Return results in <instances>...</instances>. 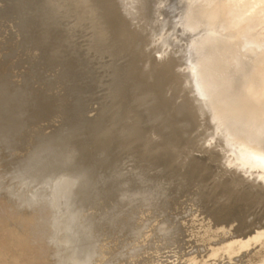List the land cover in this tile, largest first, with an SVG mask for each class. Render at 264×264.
<instances>
[{
    "label": "rangeland",
    "instance_id": "1",
    "mask_svg": "<svg viewBox=\"0 0 264 264\" xmlns=\"http://www.w3.org/2000/svg\"><path fill=\"white\" fill-rule=\"evenodd\" d=\"M1 1H3L2 3H1ZM22 3H21V2ZM30 1V2H29ZM39 1V2H38ZM43 1V2H42ZM44 1H45V3H44ZM52 1L53 0H0V13H2L1 14V20H0V42H2V43H4V45H2V43H1V45H0V62H1V64H0V66L1 65H3V66H5L4 68H3V66H1V68H0V74L2 75V77L0 78V80L1 81H4V83L6 82V75L8 76L7 78H9V75H10V78L11 79H7V81L10 83L9 85H8V83H6L5 85H3V87L4 88H6V90H7V92H6V90L4 89V88H2V84H4L3 82H1L2 84L0 85L1 87H0V89H1V95H0V97L1 98H3V99H6V101L5 100H3V99H1L2 100V102H0V119L2 120H0V129H2V128H4V127H7V126H11V125H13V126H15V125H22V128L24 129V131H25V133H24V135H19V134H16V133H10V134H8V137H10V139L8 138V137H6V141L9 143L12 139L14 140H12L9 144H10V146H11V148H13V149H15L16 148V150H14L13 151V153H15V156H13V157H11L10 158V161H12L13 163H17L18 164V162H20V159H17V158H23V157H26V156H28L29 154H33L34 152H35V148L36 147H41V149L43 150V152L41 151V164H43V162L47 159V158H49L48 159V161H53V162H55V161H59V160H61V159H63V162H65V163H63V165H65L66 166V164H71L73 167H74V171H76L75 169H82V167L84 166V168L85 169H87L88 171H89V173L90 174H93V176H95L96 178H97V182L94 184V186H93V188H91L90 189V191H89V194L90 193H92L91 194V197H89L88 199H85V200H83V203L84 202H86V203H84L85 205H86V210H87V212L86 213H88V214H90L91 215V213H90V211H93V212H95V210L97 209V210H99L100 211V215L99 216H97V217H94L95 219H97V221H98V224H99V222H100V224H99V226H98V228L97 229H95L92 233L93 234H91L89 237H88V242H98V243H101V244H104L105 242H110V243H105V244H107V247H109V248H112L113 246H116V252H115V250H114V255H112V256H110L111 258H110V260L108 259V260H106L105 261V264H107V263H109V262H112L113 260H116V258L117 259H121L122 257L124 258H122V260H126L127 258H128V255H127V253H125V252H129V251H131V253H128L129 254V257H130V255L132 254V252H137L138 250V247H140V249L139 250H141L140 251V254H138L137 255V257H138V262H137V264H224V261H225V263H227V264H232V263H237L238 262V264H264V103L262 104V103H259L260 101L261 102H264V95H263V93L264 92H262V95H261V91L260 90H263L264 91V72L261 74V77H260V80L258 81V83L256 84V86L254 85V86H252V88H256V89H253L252 90V88L250 89V90H252L251 92H250V90H249V95L251 96V97H253V98H250V104L247 106L248 108L247 109H249L248 110V112L245 110L244 112H245V114H244V112L241 114V115H239V117H238V115L237 116H234V119L236 118V120H238V121H236V120H234V119H232L233 118V114L231 113L232 111L230 110V108H229V106L228 105H230V101L229 100H232V99H234L238 94H236V92L237 93H239L240 92V90H241V88H242V86L245 84V82H246V80H247V77H248V73H249V71H250V69L249 68H251V66L249 65V64H247L248 63V60L246 59V58H240L239 59V57L238 56H243V55H247L248 53L246 52L247 51V48L246 49H244V50H241V52L240 51H238L237 52V49H242L241 47H242V45H244L245 44V41L243 40V41H240L241 43L239 44V47L238 48H236V50L231 54V55H228L226 52H225V54H216V49L213 47V45H214V43H215V39H214V35H213V32L214 31H216V28H218V21H216L218 18H221V17H223V15L222 14H224V12L225 11H223V13H222V11H221V9H222V6L226 3L227 4V1L228 0H215V1H211V0H206V1H208V2H206L205 0L202 2V0H192V2H193V4H192V2H189V1H191V0H187V3H190V4H186V2H185V0H148V2L146 3V0H143L142 2L144 3V5H143V3L141 2V0H125V4L123 5L122 4V6H123V8L125 7V9H123L122 11L123 12H125L124 14H126L127 13V15H128V18H129V20L131 21V19H132V21H131V24H132V26L131 27H133V28H131L130 26L128 27V25L127 24H129L130 25V22H129V20H128V18L125 16V15H123V14H121V12H119L120 11V9H117V8H119V6L117 5L118 3H120L119 5H120V7H121V9H122V6H121V3L123 2L124 3V0L121 2V0H120V2H118L117 0H115V1H117V4H116V8L115 7H111L110 8V6L112 5L113 6V1L112 0H95L96 2L98 1V3H96L95 4V7H94V4L93 3H95L94 2V0H86V2H85V0H72L74 3H75V5H76V7H74L75 5H73V7H70V6H72V4H74L71 0L69 1V0H61L62 1V3H64V2H67V3H64L65 4V6H63V4H62V6H61V3L59 4V2H58V4H57V1H60V0H56V1H53V2H55V3H53L54 4V6H52L53 4H52ZM76 1H77V3H76ZM108 3H107V2ZM112 1V2H111ZM157 1V2H156ZM166 1V2H165ZM174 1H176V2H174ZM196 1H197V3H196ZM210 1H211V3H212V5L213 6H211V4H210ZM7 2H9V3H7ZM13 2H14V4H13ZM24 2V3H23ZM29 2V3H28ZM47 2V3H46ZM71 2V3H70ZM79 2V3H78ZM83 2H85V4H82ZM92 2V3H91ZM104 2H105V4H104ZM111 2V3H110ZM138 2V3H137ZM141 4H140V3ZM163 2V3H162ZM174 2V3H173ZM183 2H184V4H183ZM194 2L196 3V4H194ZM207 4H206V3ZM215 2V3H214ZM231 2H234L233 0L231 1ZM230 2V3H231ZM5 3V4H4ZM7 3V4H6ZM26 3V4H25ZM34 3V4H33ZM42 3V4H41ZM49 3V4H48ZM89 3H91V5L89 4ZM102 3V4H101ZM166 4L165 6L163 5V4ZM214 3V4H213ZM28 4V5H27ZM57 4V5H56ZM69 4V5H68ZM78 4V5H77ZM109 4V5H108ZM127 4V5H126ZM131 4V5H130ZM139 4V5H138ZM168 4V5H167ZM176 4H177V6H176ZM208 6V7H206V5ZM210 4V5H209ZM231 4H233V3H231ZM8 7H6V6ZM29 5H31V7L29 6ZM49 5V6H48ZM83 5L85 6L84 8H83ZM88 5V6H87ZM96 5H98V7L96 6ZM103 5V6H102ZM138 5V6H137ZM146 5V6H145ZM151 7V8H149V6ZM152 5V6H151ZM182 5H186V6H183L182 7ZM188 5H189V7H188ZM202 7L201 9H199V7L200 6ZM203 5V6H202ZM214 5H215V8H214ZM2 6H4V7H6V8H2ZM11 6V7H10ZM12 6H14L13 8H12ZM69 6V7H68ZM79 6H82L81 8H78V10L75 12V10L77 9V7H79ZM142 6V8H140ZM161 6H164V7H161ZM168 6H169V8H168ZM195 6V7H194ZM18 9H17V8ZM51 7H52V10H51ZM53 7H56V8H53ZM57 7H59V8H57ZM60 7H63V8H60ZM67 7V8H66ZM88 7H90L88 10L86 9V8H88ZM91 7H93L92 9H91ZM105 7H107V8H105ZM148 7V8H147ZM181 7V8H180ZM191 7H192V10H191ZM194 7V8H193ZM203 7H204V9H203ZM217 7V8H216ZM15 8V9H14ZM23 8H24V10H23ZM40 8H42L41 10H40ZM47 10H46V9ZM72 8V9H71ZM96 8H98V9H96ZM99 8H101V9H99ZM103 8H105V9H103ZM113 8V9H112ZM114 8H115V11H116V13H114ZM132 8V9H131ZM137 8H138V10H137ZM172 8V9H171ZM177 8V9H176ZM206 8L208 9V11H209V14L207 13V11H206ZM212 8H213V11H212ZM2 9H4V10H2ZM9 9H11V10H9ZM29 9V10H28ZM55 9H57L58 10V12H57V10L55 11ZM60 9V10H59ZM67 9H68V12L69 13H67ZM82 9H83V11H82ZM91 9V12L89 11ZM108 9V10H107ZM112 9V10H111ZM147 11H146V10ZM148 9H150V10H148ZM153 11H152V10ZM154 9H155V11H154ZM163 9H165V10H163ZM166 9H169L168 10V12H167V10ZM183 9V10H182ZM214 9H216V10H220V11H218V13H216L217 11L216 10H214ZM26 10V11H25ZM27 10L29 11V12H27ZM44 10H45V12H44ZM49 10H51L50 11V13H49ZM63 10V12H62V14L63 15H61L60 13H61V11ZM71 10V11H70ZM72 10H74V13H75V15H74V13H73V11ZM80 10V11H79ZM92 10L94 11L93 12V14L91 15V13H92ZM96 10H97V12H96ZM99 10H101V11H99ZM109 10H111V11H113L112 13H114L115 15L113 16L112 15V13L111 12H109ZM119 10V11H118ZM129 10V11H128ZM141 10V11H140ZM195 10V11H194ZM205 10V11H204ZM2 11V12H1ZM4 11H6V12H8V14H6V12L4 13ZM19 11V12H18ZM47 11V12H46ZM64 11H66L65 13L66 14H68V15H70V17H73V18H71L70 19V17H68V15H65V13H64ZM106 11V12H105ZM148 11H152L151 13H149ZM165 11V12H164ZM172 11H173V13H172ZM189 11H191V12H189ZM200 11H201V13L202 12H204V13H206V14H204V13H200ZM215 11V13L214 14H217L216 16H214V15H211L210 13H212V12H214ZM53 12H55V13H53ZM70 12H72L73 13V15H72V13H70ZM77 12H78V15H76L77 14ZM79 12H80V15H79ZM90 12V13H89ZM99 12V13H98ZM118 12V13H117ZM132 12V13H131ZM139 12V13H138ZM4 13V14H3ZM9 13H11V14H9ZM96 13V14H95ZM105 13V14H104ZM110 13H111V15H110ZM129 13H130V15L132 16V18H131V16L129 15ZM146 13V14H145ZM153 13H155V15L153 14ZM182 13V14H181ZM190 13V14H189ZM195 13V14H194ZM220 13V14H219ZM5 14H6V16H5ZM16 15L17 16V14H18V16L17 17H19V18H17L16 16H14V15ZM39 14V15H38ZM58 14V15H57ZM59 14L61 15V16H59ZM88 14H90V16L88 15ZM110 15V16H105L104 17V15ZM158 14V15H157ZM213 14V13H212ZM220 16H219V15ZM5 16V18H3L4 16ZM10 15V17L9 18H7L8 16ZM34 15V16H33ZM37 15V16H36ZM55 16L54 18H53V16ZM98 15V16H97ZM99 15L101 16L100 18H99ZM103 15V16H102ZM125 17V19L126 20H124V18H123V16ZM145 15H146V18H145ZM151 15H153V16H151ZM157 15V16H156ZM172 15V16H171ZM178 15V16H177ZM222 15V16H221ZM3 16V17H2ZM63 16H65V18L63 17ZM81 18H79V17ZM140 16V17H139ZM143 16H144V18H143ZM150 16V17H149ZM164 16V17H163ZM165 16H166V18H165ZM167 16H169V18L167 17ZM211 16V17H210ZM212 16H214V17H212ZM12 17V18H11ZM46 17H48V18H46ZM60 17V18H59ZM86 17H87V19H86ZM91 17H92V19H91ZM95 17H98V18H96V19H94ZM110 17V18H109ZM190 17H191V19H190ZM202 17V18H201ZM210 17V18H209ZM216 17H218L217 19H216ZM259 17H261L260 16V14H259ZM55 19V20H53V19ZM59 18V20L61 21V19L63 20V22L65 21V22H68L69 20H67V19H70L71 21H69L68 23H66L65 25H62V23L60 24L59 23V21L57 20ZM80 19V22H76V21H79V20H77V19ZM82 18H83V20L85 19L86 21H88V20H94L93 22H90V21H88V23H90V24H88L87 22H86V24L88 25V27L89 28H87L86 27V24L85 23H83V20H82ZM90 18V19H89ZM105 18V19H104ZM107 18V19H106ZM149 18H151V19H149ZM157 19V20H155V19ZM165 18V19H164ZM170 18H171V20H170ZM257 18H258V15H257ZM3 19H6V20H3ZM8 19H12L11 21L10 20H8ZM16 20V21H14V22H12L13 20ZM21 19V20H20ZM22 19H23V21H22ZM28 19V20H27ZM38 19H39V21H38ZM45 19V20H44ZM99 19V20H98ZM155 20V23L153 24L152 23V21H154ZM169 19V20H168ZM182 19H185V21L184 20H182ZM204 19H205V21H204ZM67 20V21H66ZM84 20V21H85ZM110 20V21H109ZM151 20V23L152 24H150L149 25V23L150 22H147V21H150ZM161 20L163 21V23L161 22ZM171 21L170 23L172 24V26H171V24L169 23V22H166V21ZM173 20V21H172ZM178 21V22H176V21ZM181 20V21H180ZM202 20V21H201ZM207 20V21H206ZM18 21H20L19 23H18ZM32 21V22H31ZM36 21V22H35ZM50 21H51V23H50ZM54 21V22H53ZM82 21V22H81ZM98 21H99V23H98ZM128 23H127V22ZM164 21L166 22V24L164 23ZM191 21V22H190ZM201 21V22H200ZM1 22H3V23H1ZM4 22H5V24H4ZM40 22V23H39ZM49 22V23H48ZM58 22V23H57ZM64 22V23H65ZM74 22L76 23V24H74ZM123 22V23H122ZM148 23V26H147V24H145V23ZM180 22V23H179ZM13 23V24H12ZM16 23H18V24H16ZM24 23V24H23ZM47 23V24H46ZM55 23H57V26H56V24ZM63 23V24H64ZM81 23V24H80ZM83 23V24H82ZM96 23V24H95ZM97 23L99 24V25H97ZM119 23H121L120 25H124L123 27H125L126 25V27L125 28H129L128 30V32L127 31H125V34L127 33L128 35H122V34H120V32H116L117 30L119 31V30H121L122 29V27H121V29H119V27L118 26H120V25H118ZM159 23V24H158ZM161 23V24H160ZM170 25H169V24ZM186 23V24H185ZM188 23V24H187ZM191 23V24H190ZM15 24V25H14ZM31 24V25H30ZM34 24H36V25H34ZM71 24H73V26L74 25H77V27L75 26V28L74 27H72V26H70ZM79 24H80V27H78L79 26ZM108 24V25H107ZM163 24V25H162ZM173 24H175V25H173ZM44 25H46V26H44ZM56 27H55V26ZM62 25V27H63V30H67L68 32H64V31H62L61 29L62 28H60V27H58V26H61ZM82 25H83V27H82ZM95 25H97V26H95ZM100 25H101V27H103V30L101 31V27H100ZM109 25H111V26H109ZM113 25V26H112ZM152 25H154L153 27H155V28H153L152 27ZM161 25V26H160ZM165 25H168L167 27L165 26ZM180 25V26H179ZM212 25V26H211ZM2 26H3V30H2ZM6 26H10L9 28L8 27H6ZM40 26V27H39ZM44 26V27H43ZM51 26V27H50ZM52 26H54V28L53 29H58V30H60V31H57V29H56V31L55 30H53V29H51L52 28ZM66 26V28H64ZM91 26V27H90ZM95 26V27H94ZM156 26H157V28H156ZM169 26H171V27H173V30L175 31V30H178V31H180V34H178L179 32H174V31H172V28L170 29V27ZM175 26V27H174ZM214 26V27H213ZM6 27V28H5ZM31 27H32V29H31ZM47 27V28H46ZM50 27V28H49ZM82 27V28H81ZM95 28L94 30L92 29V28ZM100 27V28H99ZM111 27V28H110ZM115 27H117V28H115ZM183 29H182V28ZM190 27V28H189ZM193 27V28H192ZM213 28V29H210V28ZM216 27V28H215ZM8 28V29H7ZM14 28V29H13ZM19 28V29H18ZM28 28V29H27ZM34 28V29H33ZM37 28V29H36ZM68 28V29H67ZM73 28V29H72ZM83 28H87L86 30L85 29H83ZM91 28V29H90ZM97 28V29H96ZM99 28V29H98ZM130 28H131V30L133 31L134 30V32H132L131 30H130ZM151 28V30H149ZM153 28V29H152ZM162 28V29H161ZM164 28H166V30L168 31V30H170V31H166V35H169V37H167L166 35H165V29ZM169 28V29H168ZM175 28V29H174ZM177 28H179V29H177ZM182 29V32H181V29ZM189 28V29H188ZM210 30H209V29ZM215 28V29H214ZM4 29H5V31H4ZM16 29V30H15ZM18 29V30H17ZM21 29H23V30H21ZM37 31H36V30ZM42 29V30H41ZM48 29V30H47ZM74 29H76V30H74ZM80 29L82 30L83 29V31H80ZM113 29H117V30H115V31H113ZM126 29V30H127ZM164 29V30H163ZM187 29V30H186ZM32 30V31H31ZM33 30H35L34 31V33H31V32H33ZM47 30V31H46ZM51 30H52V33H51ZM75 31V33H72V32H74ZM77 30H78V33H77ZM100 30V31H99ZM153 30H155V31H153ZM189 30H190V32H189ZM208 30V31H207ZM259 30V29H258ZM2 31H4V35H3V33H2V35H3V37H2V35H1V32ZM9 31V32H8ZM14 33L15 31V34L17 35V36H15V34H14V36H12L13 35V33ZM19 31V33H17ZM21 31V32H20ZM62 31V32H61ZM70 31V32H69ZM100 33H98V32ZM158 31H161V32H158ZM164 31V33H162ZM29 33V34H26V33ZM96 32V33H95ZM109 32V33H108ZM113 32V33H112ZM131 32V33H130ZM146 32H148V33H146ZM152 32V33H151ZM154 32H158L157 33V35H158V38H161V39H159V41L161 40L162 41V43H161V41L159 42V41H154L153 39H158V38H154L153 37V39L151 38V35L152 36H155L156 35V33H154ZM170 32H171V34H170ZM172 32H173V34H172ZM201 32V33H200ZM261 32H263V31H258V33L256 34L257 36H259V33H261ZM11 33V34H10ZM23 33L26 35H23ZM57 33V34H56ZM58 33H60V35L58 34ZM62 33H63V35H62ZM64 33H65V35H64ZM67 33V34H66ZM69 33H70V36H69ZM72 33V34H71ZM93 33H95L96 35H94ZM103 33V34H102ZM112 33V34H111ZM119 33V34H118ZM129 33H130V35H129ZM145 33V34H144ZM163 35L162 37H161V35ZM167 33H169V34H167ZM175 33H177V36H176V34ZM204 33V34H203ZM11 35V39H10V35ZM44 34V35H43ZM47 34H48V36H47ZM54 34H56V35H54ZM73 34H75V35H73ZM90 34L91 35H94V36H91L90 37ZM148 34V35H147ZM155 34V35H154ZM201 34V35H200ZM31 35H33V36H31ZM53 35V36H52ZM58 35L59 36H61L60 37V39H59V37H58ZM98 35V36H97ZM101 35L103 36L102 37V39L103 40H101V41H104L103 43H101V42H99L97 45H101L102 46V48L100 49V51H98V48L96 49V42L97 41H95V44H93L92 43V40L94 39L95 40V38H97V37H101ZM173 35V36H172ZM181 35V36H180ZM208 35H210V36H208ZM254 36V38H257V36ZM22 36H23V39H22ZM55 36V37H54ZM66 36V37H65ZM129 36L130 37H132L133 36V41H132V39H130L129 38ZM141 36V38H139V37ZM149 36V37H148ZM166 36V37H165ZM172 36V37H171ZM178 36H179V38H178ZM196 36V37H195ZM201 36V37H200ZM8 37V39H6ZM13 37V38H12ZM17 37V38H16ZM21 37V38H20ZM27 37V38H26ZM35 37V38H34ZM50 37V38H49ZM62 37H64V39L62 38ZM69 37H70V39H69ZM75 37H76V39H75ZM89 37V38H88ZM94 37V38H93ZM136 37V38H135ZM138 37V38H137ZM155 37H157V36H155ZM175 37V38H174ZM177 37V38H176ZM182 37V38H181ZM194 37V38H193ZM40 38V39H39ZM67 38V39H66ZM72 38H74V43H73V39ZM93 38V39H92ZM144 38V39H143ZM146 38V39H145ZM181 38V39H180ZM184 38V39H183ZM199 38V39H198ZM10 39V40H9ZM15 39H16V41H15ZM55 39V40H54ZM68 39H69V41L70 40H72L71 41V43H69V44H67L69 41H68ZM84 39H86L85 41H84ZM115 39V40H114ZM131 41H130V40ZM136 39V40H135ZM164 39V40H163ZM166 39V40H165ZM169 39H172V40H169ZM177 41V43H176V41ZM186 39H188V40H186ZM194 41H193V40ZM203 39V40H202ZM11 40H12V42H11ZM22 41V43H21V41ZM46 40V41H45ZM66 40V41H65ZM97 40V39H96ZM114 40V41H113ZM141 40V41H140ZM147 40V41H146ZM175 42H174V41ZM181 40H183V41H181ZM6 41H8V42H10V43H8V42H6ZM19 41H20V43L22 44H20L19 45ZM59 41V42H58ZM60 41H61V43H60ZM78 42V44H79V42H80V45H78L77 44V42ZM82 41L85 43H82ZM134 41H136V42H134ZM171 41V42H170ZM180 41L181 42H183V44L181 43L180 44ZM187 41V42H186ZM196 41H199V44H196L195 42ZM29 42V43H28ZM31 42V43H30ZM65 42V43H64ZM87 42H90L89 44H90V46H91V44H92V46L90 47L88 44H87ZM132 42H134L133 44L135 45V46H132L133 44H132ZM145 44V42L147 43H150L151 42V44H148V45H146V47H145V45L143 44V43ZM202 42H203V45H202ZM214 42V43H213ZM239 42V41H238ZM243 42V43H242ZM264 42V41H263ZM6 43H8V44H6ZM28 43V44H27ZM59 43V44H58ZM76 43V45L77 46H80L79 47V49L80 50H78V48L76 47V46H74V44ZM105 43V44H104ZM114 43V44H113ZM135 43H137V45L135 44ZM161 43V45H163V43H164V46H161V45H159ZM201 43V44H200ZM27 44V45H26ZM40 44V45H39ZM63 44V45H62ZM66 44H67V46H66ZM82 44H84V45H82ZM155 44V45H154ZM177 44L179 45H181V47H180V45L179 46H177ZM189 44V45H188ZM242 44V45H241ZM23 45H25V46H23ZM29 45V46H28ZM59 45V46H58ZM69 45V46H68ZM86 45V46H85ZM100 45H99V47H100ZM104 45V46H103ZM124 45V46H123ZM154 45V46H153ZM158 45V46H157ZM168 46V47H166V46ZM184 45V46H183ZM187 45V46H186ZM3 46V47H2ZM6 46H8V47H6ZM13 47V49H14V52H12L13 51V49L12 50H10V48L11 47ZM37 46V47H36ZM56 46V47H55ZM64 46H66V47H64ZM73 46H74V48H73ZM84 46V47H83ZM149 46V48H147ZM176 46V47H175ZM185 47L186 49H184L183 47ZM192 46H193V48H192ZM4 47H5V49H4ZM10 47V48H9ZM21 47H23L22 49H21ZM27 47V48H26ZM43 47V48H42ZM63 47V48H62ZM70 47V48H69ZM72 47V48H71ZM138 47V48H137ZM163 47H166L165 48V50L167 51V53H165L166 51L165 50H162V48ZM169 47H171V48H169ZM173 47H174V49H173ZM189 47V48H188ZM7 48H9V49H7ZM64 48L65 49H67V50H64ZM84 48H86V49H84ZM88 48V49H87ZM92 48H94V49H92ZM152 48H154V51H156V53H154V51H153V49ZM171 50V51H168L169 49ZM179 48L181 49H183V51L181 52V50H179ZM196 48V50H194ZM207 48V49H206ZM28 49H30V50H28ZM71 50V52H70V50ZM164 49V48H163ZM194 51H193V50ZM209 49V50H208ZM212 49V50H211ZM214 49V50H213ZM4 50H7V51H4ZM11 52H10V51ZM26 50H28V51H26ZM32 50V51H31ZM36 50V52H33V51H35ZM59 50H60V52H59ZM69 50V52L67 53V51ZM75 50H77V51H75ZM83 50H85V51H83ZM145 50H146V52H145ZM147 50L148 51H150V52H147ZM161 50H162V52H161ZM187 50V51H186ZM189 50V51H188ZM201 52H200V51ZM4 51V52H3ZM55 51V52H54ZM58 51V52H57ZM63 51V52H62ZM73 51V52H72ZM97 51V52H96ZM158 51V52H157ZM164 51V52H163ZM175 51V52H174ZM185 51V52H184ZM191 51V52H190ZM196 51V52H195ZM212 51V52H211ZM9 52V53H8ZM16 52V53H15ZM62 52V53H61ZM83 52V54H81ZM132 52H133V54H132ZM138 53V54H136V53ZM140 52V53H139ZM143 52H145V53H143ZM187 52H189V53H187ZM195 52V53H194ZM229 52V51H228ZM239 54H237V53ZM264 52V50L263 51H261V53H263ZM4 53V54H3ZM5 53H7L6 54V56L4 57V55H5ZM33 53V54H32ZM40 53V54H39ZM60 53V54H59ZM72 53H74V55L72 56V54L70 55V54ZM160 53V54H159ZM164 53H165V55H164ZM172 55V58L174 57V59H172L171 58V56H170V54ZM173 53V54H172ZM184 55H183V54ZM201 53H202V55H201ZM246 53V54H245ZM15 54V55H14ZM17 54V55H16ZM20 54V55H19ZM63 54V55H62ZM66 54H68L67 56L69 57V58H67V57H65L66 56ZM81 55L80 57H79V55ZM133 55V57L131 58V56ZM154 54V55H153ZM163 54V55H162ZM167 54V55H166ZM179 54V56L181 55V57L182 58H184V60H182V58H179V56H177ZM186 54V55H185ZM214 54H216L215 55V57H214ZM10 55V56H9ZM19 55V56H18ZM38 55V56H37ZM54 55V56H53ZM76 55V56H75ZM78 55V56H77ZM160 55H162V56H160ZM169 55V56H168ZM174 55V56H173ZM187 55L190 57H187ZM205 55V56H204ZM210 55H211V57H210ZM217 55H218V57H217ZM219 55H222V56H219ZM224 55H225V57H224ZM233 55V56H232ZM66 58H64V57ZM137 56V57H136ZM146 56H148V58L146 57ZM150 56H152V57H150ZM184 56V57H183ZM229 56V57H228ZM238 58H237V57ZM8 57H11V59H9ZM16 57V58H15ZM19 57V58H18ZM59 57H62L61 59L59 58ZM136 57V58H135ZM209 57V58H208ZM6 58V59H5ZM13 58V59H12ZM155 58H157V59H155ZM168 58V59H167ZM171 58V59H170ZM192 58H194L195 60H192ZM213 58H215V59H213ZM219 60H218V59ZM3 59H4V61H5V63H4V61H3ZM50 59V60H49ZM69 61H68V60ZM90 59H91V61H90ZM133 59V60H132ZM168 60V62H167V60ZM170 59V60H169ZM177 59V61H175ZM181 59V60H180ZM201 59V60H200ZM222 59V60H221ZM230 59V60H229ZM239 59V60H238ZM6 60H8V61H10L9 63L8 62H6ZM14 60V61H13ZM57 60V61H56ZM65 60H67L66 61V63H61L62 61L63 62H65ZM87 60H88V62H89V64H87L88 62H87ZM156 60V61H155ZM164 60V61H163ZM179 60V61H178ZM185 60H187V64H189V67L187 66V64H186V61ZM197 60H198V62H197ZM247 62H245V61ZM18 61V62H17ZM60 61V62H59ZM130 61V62H129ZM131 61L133 62V63H131ZM135 61V62H134ZM155 61V62H154ZM171 63H170V62ZM173 61H174V63H173ZM183 61H185V63L183 62ZM191 61V62H190ZM56 62H59L60 63V67L58 66V64L59 63H56ZM68 62H69V65H68V68L71 70L72 69V67H75L76 68V72H75V68H73L74 70H72V71H74V73L71 71L70 72V70H69V75H71V76H69L68 74H66V73H68L67 71H65L66 69L65 68H67L66 67V64H68ZM176 62V63H175ZM179 62V63H178ZM181 62H182V64H181ZM194 62H195V64H194ZM209 62V63H208ZM222 62V63H221ZM233 62H234V64H233ZM2 63H4V64H2ZM8 63V64H7ZM15 63H19V65L18 64H15ZM57 64V66L59 67V68H61V65H63L62 66V68H61V70H64L65 71V74L63 73V71L61 72V71H59L60 69L59 68H56V64ZM85 64V66L83 65V64ZM129 63H131V64H129ZM143 63V64H142ZM164 63H168V64H172L173 63V65H172V67L174 68L176 65L178 66L177 68H174L173 69V71L170 69L171 67L170 66H168V70H167V73H164V71H163V68H162V66H163V64ZM194 65H193V64ZM236 63V64H235ZM241 63H244V64H241ZM247 65H246V64ZM50 64V65H49ZM73 64V65H72ZM75 64H77V66L79 65V64H81V65H79L78 67L80 68L78 71H77V66L75 65ZM128 64H129V66L130 65H132V67L130 68V67H128ZM137 64V65H136ZM175 64V65H174ZM179 64V65H178ZM184 64H186L185 66H184ZM201 64V65H200ZM203 64V65H202ZM205 64V65H204ZM218 64H220L219 66H221V67H219L218 66ZM240 64V65H239ZM7 65V66H6ZM16 65V66H15ZM71 65V66H70ZM94 67H93V66ZM97 65V66H96ZM134 65H136L137 66V68L136 69H138V70H136L135 69V67H133ZM190 65H192L191 67H190ZM211 65V66H210ZM232 65V66H231ZM234 65V66H233ZM244 65H246V66H243ZM249 65V66H248ZM11 66V67H10ZM13 66V67H12ZM53 66V67H52ZM89 66H91V67H89ZM184 66V67H183ZM198 66H204V67H206V72L208 73V75H210V80H215V79H217V80H221L220 82H219V84L218 85H216V82L213 84V86L211 87V94H212V97H211V99H213V100H210V102H208L209 104H207V105H209V106H207L206 108H207V110H208V108L209 109H211V108H213V106L216 104V102L214 103V101L218 98V100H219V98H220V100L218 101L217 100V102L219 103V104H221V106L217 103L214 107L215 108H213L211 111H210V113H212V112H214V111H216V113H217V115H216V113H215V115L217 116V118L215 117V115L212 117V115L214 114V113H212L211 114V117H209V118H207L205 115L203 116V114H200V111H199V109H197V101L196 100H198L199 99V96H200V92L198 91V90H196L195 91V89H192L195 93H191V91H186V92H182V93H176V97L178 98V97H180V98H176L173 94H171V93H169V96L168 97H166L165 99H166V101L168 102V100H170L169 98H171L172 100V103H170L171 101H169L168 103L163 99V101H161V108H159V107H152V108H155V109H149L150 108V106H147V100H145V99H148V96H147V92L146 91H148L149 92V86L150 85H154V84H157V82L159 81V83L155 86V87H158L159 86V88H157L158 89V91H160L161 90V87L163 88L161 91H160V94H161V92L163 91H165V90H167V89H169V88H172V86H171V82L173 81L172 80V75H173V73L176 71V69H177V73L178 72H181V74L183 75H185V74H187L188 72H190L192 69H193V67H194V69L196 68V67H198ZM213 66V67H212ZM217 66V67H216ZM238 66H239V68H238ZM18 67V68H17ZM51 67V68H50ZM63 67H64V69H63ZM82 67H84V68H82ZM120 69H119V68ZM140 67H141V69H140ZM222 67H223V69H222ZM242 67H243V70H242ZM9 68V69H8ZM21 70H20V69ZM48 68V69H47ZM55 68L56 69H58V70H55ZM81 68H82V70H81ZM86 68V69H85ZM93 68V69H92ZM116 68H117V70H116ZM128 68H129V71L133 68V71L131 70L130 71V74H129V71H128ZM181 68V69H180ZM185 68H186V70H185ZM226 68V69H225ZM9 71H8V70ZM83 69H85V70H87L86 72H89L90 73V71H92L90 74L89 73H87L86 74V72H83V71H85V70H83ZM88 69H90L89 71H88ZM225 69V70H224ZM230 69V70H229ZM236 69V70H235ZM237 69H239V72H238V70ZM11 70V71H10ZM122 70V71H121ZM136 70V71H135ZM175 70V71H174ZM179 70V71H178ZM182 70V71H181ZM187 70H189L188 72H187ZM196 70H198V68L196 69ZM215 70V71H214ZM220 70V71H219ZM234 70L236 71L235 73H234ZM50 71V73L49 74H46V73H48ZM56 71V72H55ZM61 72V74L60 73H58V72ZM82 72V74L81 73H79V72ZM119 72L118 74H116V73H114V72ZM128 71V72H127ZM138 71H141L142 73H141V77H139L138 76V74H139V72ZM153 71V72H152ZM162 73H161V72ZM184 71V72H183ZM216 71H219V72H216ZM221 71H223V73H221ZM227 71V72H226ZM12 72V73H11ZM25 72H26V76L24 75H22V74H25ZM29 72V73H28ZM113 72V75L111 74ZM138 74H137V73ZM226 72V73H225ZM233 72V73H232ZM10 73V74H9ZM55 73V74H54ZM58 73V74H57ZM64 75H63V74ZM70 73H72V74H70ZM83 73H85L84 74V76H85V78H84V76H83ZM101 73V74H100ZM133 73V74H132ZM136 73V74H135ZM150 73V74H149ZM160 73V74H159ZM221 73V74H220ZM231 73V74H230ZM238 73H239V75H238ZM9 74V75H8ZM18 74V75H17ZM53 74V75H52ZM60 74V75H59ZM77 74V76L78 77H75L74 78V75H76ZM79 74H81V75H79ZM88 74H89V76H93V77H96V81L95 82H97L98 83V80L99 81H101L99 84H100V86H96V84H95V82H92V81H94L95 79H93V77H92V79H91V77L89 78V80H88V78L86 77V76H88ZM128 74H129V76H128ZM137 75L138 76V78H139V80H141V82L135 77V75ZM165 74H167V75H169V80H167V75H165ZM226 74V75H225ZM230 74V75H229ZM0 75V76H1ZM21 75V76H20ZM48 75H51V76H48ZM55 75H57V76H55ZM61 75L62 76H65V75H68V76H65V77H63L62 79H64V80H59V78L61 79ZM116 77H115V76ZM119 75V76H118ZM132 75H134V77L132 76ZM162 75V76H161ZM165 75V76H164ZM174 75H176V74H174ZM238 75V76H237ZM18 76H19V78H18ZM45 76H47L46 78H45ZM59 77L58 79L57 78H55V77ZM132 76V77H131ZM154 76V77H153ZM160 76V77H159ZM164 76V77H163ZM215 76V77H214ZM217 76V77H216ZM221 76H223V77H221ZM245 76V77H244ZM16 79H15V78ZM54 77V78H53ZM66 77H72L71 78V80H69L70 78H66ZM85 79H83V78ZM114 77V78H113ZM120 77V79H118ZM127 77V78H126ZM128 77H131V78H128ZM176 77V76H175ZM235 77H237V78H235ZM242 77V78H241ZM245 79H244V78ZM13 78V79H12ZM29 78V79H28ZM77 78H82L81 80L80 79H78L77 80ZM87 78V79H86ZM117 78V79H116ZM132 78H135L134 80L132 79ZM141 78V79H140ZM163 78H166V80L165 79H163ZM209 78V77H208ZM4 79V80H3ZM56 81H55V80ZM73 79V80H72ZM114 79V80H113ZM131 79V80H130ZM138 80V82H136L137 80ZM146 79V80H145ZM153 79V80H152ZM35 80V81H34ZM59 80V82H57ZM75 80L77 81V82H75ZM136 80V81H135ZM145 80V81H144ZM154 80H156L155 82H153ZM165 80V81H164ZM172 80V81H171ZM241 82H240V81ZM12 81V82H11ZM22 81V82H21ZM30 81V82H29ZM33 81H34V83H33ZM41 82V85L39 86V84H40V82ZM61 81H63V83L61 82ZM65 81H66V83H65ZM71 81V82H70ZM83 81V82H82ZM84 81H88L89 83L87 84L86 82H84ZM133 81L135 82V83H133ZM143 81V82H142ZM176 81V80H175ZM230 81H232V82H230ZM239 83H241V84H239ZM29 82V83H28ZM57 82V83H56ZM61 82V83H60ZM90 82H92L93 84L91 85L90 84ZM104 82V83H103ZM146 82H147V86H146ZM11 83H14L16 86H18L16 89H15V85H14V88H13V85L11 84ZM18 83V84H17ZM24 84V87H23V84ZM39 83V84H38ZM80 83V84H79ZM85 85H84V84ZM109 84V85H106V84ZM138 83H141V86L140 85H137ZM223 83V84H222ZM236 83V84H235ZM46 84V85H45ZM62 84V85H61ZM74 84V85H73ZM87 84V85H86ZM89 84H90V87H88L87 88V86H89ZM95 84V85H94ZM99 84H97V85H99ZM102 84H105V85H102ZM131 84V85H130ZM135 84H136V86H135ZM164 85V87H163V85ZM168 84H169V86H168ZM221 84V85H220ZM238 84V85H237ZM7 85V87H5ZM12 86V88H11V86ZM22 85V86H21ZM35 85V86H34ZM53 85H54V87L55 88H53ZM61 85V86H60ZM72 85V86H71ZM76 85V86H75ZM111 85V86H110ZM113 85V86H112ZM214 85H216V86H214ZM233 85V86H232ZM260 85V86H259ZM9 86V87H8ZM20 86V87H19ZM30 86H31V88H30ZM38 86L40 87V88H38ZM42 86V87H41ZM44 86V87H43ZM46 86V87H45ZM62 86H63V89H64V92H63V89H62ZM67 86V87H66ZM79 86H81V87H79ZM105 86V87H104ZM111 87V88H109L110 90H108V89H106V88H108V87ZM238 87V86H240V87H238L236 90H235V88H233V91H231L230 92V90L232 89V87ZM21 87H23L22 89H24V90H22L21 89ZM35 89H33V88ZM66 87V88H65ZM85 87V88H84ZM103 87V88H102ZM136 87H137V89H136ZM168 87V88H167ZM221 87V88H220ZM260 87V88H259ZM8 88L10 89V90H8ZM18 88H20V89H18ZM30 88V89H29ZM44 88V89H43ZM47 88V89H46ZM48 88H49V90L50 91H48ZM50 88H52V89H50ZM57 88V89H56ZM59 88H60V90H59ZM69 88H71V89H69ZM78 90H77V89ZM81 88V89H80ZM86 88H87V90H89V91H87L86 90ZM115 88V89H114ZM139 88H140V91H139ZM228 88V89H227ZM4 91H3V90ZM14 89H15V92H18L17 93V95L15 94V92H14ZM27 91H26V90ZM36 89H38L39 90V93H38V90H36ZM42 91H41V90ZM62 89V90H61ZM69 89V90H68ZM87 91V93H85L86 91ZM90 89L92 90V89H94L93 91H92V93H91V91H90ZM114 89V90H113ZM145 89V90H144ZM160 89V90H159ZM260 89V90H259ZM17 90V91H16ZM32 90V91H31ZM34 90V91H33ZM75 90H77V91H75ZM105 90V91H104ZM108 90V91H107ZM144 90V91H143ZM215 92H214V91ZM218 90V91H217ZM222 90H223V92H224V94H223V92H222ZM226 90V91H225ZM254 90H255V92H254ZM257 90H258V92H257ZM3 91V92H2ZM35 91H37V92H35ZM48 91V92H47ZM54 91V92H53ZM59 91H60V93H59ZM70 91V92H69ZM74 91V92H73ZM81 91V92H80ZM83 91V92H82ZM85 91V92H84ZM137 93V95L139 96H137L136 94H135V92ZM141 91H143L142 93H141ZM210 91V90H209ZM208 91V92H209ZM212 91L214 92V93H212ZM221 91V92H220ZM228 91V92H227ZM235 91V92H234ZM10 92H14V93H12V94H10ZM47 94H45V93ZM50 92H52V93H50ZM67 92V93H66ZM77 92V93H76ZM88 92H90L91 94H93L92 95V97H91V94H89ZM103 92H105V93H103ZM108 92H110L109 93V95L111 96V97H109V95L107 94ZM199 92V93H198ZM207 92V93H208ZM221 94H220V93ZM4 93H7V95H5ZM28 93V94H27ZM42 93H43V95H42ZM80 93V94H79ZM81 93H85V94H81ZM94 93H95V95H94ZM96 93H98V94H96ZM102 93H103V95H105V97L102 95ZM144 93H147L146 94V96H145V99L143 100V97H144ZM187 93H188V96H187ZM197 93V94H196ZM209 93V94H210ZM227 93V94H226ZM232 93V94H231ZM257 93L259 94V95H257ZM26 94V95H25ZM55 94V95H54ZM59 94H61L60 96H59ZM66 96H64V95ZM74 94H75V97L77 96V97H79L78 98V100L79 101H77L76 100V98H74ZM79 94V95H78ZM106 94H107V96H106ZM114 96H113V95ZM131 94V95H130ZM143 96H142V95ZM160 94L158 95V98H157V95H156V97H155V99H156V102L158 101V102H160ZM179 94V95H178ZM210 94V95H211ZM214 94H219V95H217L218 97H216V95H214ZM223 94V95H222ZM235 94V95H234ZM11 95H13L14 97L13 98H11ZM21 97H20V96ZM22 95H23V97H22ZM32 95V96H31ZM48 95H52L51 97L50 96H48ZM88 95V96H87ZM172 95H173V98H172ZM190 95V96H189ZM213 95H214V97H213ZM225 95V96H224ZM229 95V96H228ZM233 96V98H232V96ZM2 96H4V97H2ZM10 97L11 99H9V98H7V97ZM37 96V97H36ZM58 96L61 98V100H63L64 98H67L66 100L68 101V103H69V105H67V102H65L66 100L64 99L63 101H62V104H61V100H60V98H58ZM62 96H64V98L62 97ZM68 96H69V99H68ZM71 96L75 99V102L74 101H72V100H74L73 98H71ZM81 96V97H80ZM117 96V97H116ZM231 96V97H230ZM263 96V97H262ZM15 97H17V99L15 98ZM82 97H83V99L84 100H82ZM105 99H104V98ZM114 97H116L115 99H114ZM127 97V98H126ZM129 97V98H128ZM135 97V98H134ZM182 97H184V99L186 100H183L182 99ZM188 97V98H187ZM207 97V96H206ZM229 97V98H228ZM15 98V99H14ZM63 98V99H62ZM71 98V99H70ZM101 98V99H100ZM106 98H107V101H106ZM112 98V99H111ZM123 98H125V99H123ZM134 98V99H133ZM168 98V99H167ZM189 98H190V100H189ZM260 98L262 99V100H260ZM15 100L14 101V103H13V101L12 100ZM23 99H24V101H23ZM104 99V100H103ZM111 99V100H110ZM158 99V100H157ZM181 99H182V102L181 103H183L184 101V104L183 105H181L180 104V101H181ZM225 99V100H224ZM229 99V100H228ZM259 99V100H258ZM0 100V101H1ZM11 101L13 104L11 105L10 103L11 102H9V101ZM17 100H20L19 102L17 101ZM26 100H28V101H26ZM56 100H59V102L57 101L56 102ZM70 100V101H69ZM108 100H110L109 102H108ZM120 100V101H119ZM127 100V101H126ZM128 100H129V102L130 103H128ZM138 100V101H137ZM143 100V101H142ZM177 100V101H176ZM196 101V102H194V101ZM42 101V102H41ZM48 101V102H47ZM71 101L73 102V103H71ZM84 101V102H83ZM98 101H100V103L98 102ZM173 101H175L174 102V106H173ZM179 101V102H178ZM211 101H212V103H214V105L213 104H211ZM252 101H254L256 104H254V102H252ZM258 101V102H257ZM55 102H56V104H55ZM78 102V103H77ZM102 102H103V104H102ZM107 102H108V105H107ZM112 102H114V103H112ZM148 102H149V99H148ZM164 103V106L162 105L163 103ZM192 104H191V103ZM221 102V103H220ZM3 103V104H2ZM30 103V104H29ZM75 103V104H74ZM82 103V104H81ZM120 103V104H119ZM127 103V104H126ZM135 103V104H134ZM137 103L139 104V105H137ZM251 103L253 104V105H251ZM11 105V107H10V105ZM15 104V105H14ZM21 104V105H20ZM55 104V105H54ZM67 105V107L70 109L72 106H74V107H72L71 108V110H73L72 112L69 110V109H67L68 110V112L66 111V109L65 108H67L65 105ZM80 104V105H79ZM98 104V106H99V108H97L96 107V105ZM116 106H115V105ZM146 104V105H145ZM165 104H167V105H165ZM176 104V105H175ZM178 104H180V106H182V107H180V106H178ZM225 104V105H224ZM228 104V105H227ZM2 105V106H1ZM7 105V106H6ZM9 105V106H8ZM17 105V106H16ZM86 105V106H85ZM95 105V106H94ZM120 105V108L119 107H117V106H119ZM188 105V106H187ZM213 105V106H212ZM218 105V106H217ZM259 105H261V107L260 108H258L259 107ZM20 106V107H19ZM24 106V107H23ZM54 106V107H53ZM65 108H64V107ZM93 106H94V108H95V110H91V107L93 108ZM105 106H107L106 108H105ZM165 106H167V107H165ZM169 106H170V110H169V112L167 113L168 114V117H167V115L166 114H164V113H161V111L163 110V108H164V111L165 110H167L168 111V108H169ZM172 106L175 108V110H174V108H172ZM177 106V107H176ZM184 106H187V107H185L186 109H184L185 110V112H186V114H187V110L189 109V111H188V116H186V118H188V120L187 121H189V119L191 118H193L194 117V115H195V117H197L198 116V118H197V120H196V118L194 117L192 120H194V121H197V122H192V124H191V122H190V125H188L189 123H186L184 120L186 119L185 117V119H183V116H185L186 114H184L185 112H184V110H183V107ZM210 106H212V107H210ZM225 106V107H224ZM227 106V107H226ZM253 106H255V107H253ZM19 107V108H18ZM57 107H59V108H57ZM102 107V108H101ZM180 108V110L182 111V113L184 114H182V113H180V115H179V112H181L180 110H179V108ZM194 107V108H193ZM216 107H217V110H216ZM221 107H222V109H221ZM253 107V108H252ZM10 108V109H9ZM12 108V109H11ZM15 108H16V110H15ZM33 108V109H32ZM64 108V109H63ZM74 108V109H73ZM90 108V109H89ZM158 108H159V110H158ZM166 108V109H165ZM218 108H219V110H218ZM9 109V110H8ZM26 109V110H25ZM61 109V110H60ZM63 109V110H62ZM79 111H78V110ZM85 109V110H84ZM101 109V110H100ZM110 109V110H109ZM115 109V110H114ZM120 109V110H119ZM224 109H225V111H224ZM14 110V111H13ZM55 110H57L56 111V113H55ZM58 110H60L61 112H59V113H62L63 114V112L62 111H66L67 112V114H66V116L64 115V116H62V114H60V116H62L63 117V119L60 117H57V116H59L58 114ZM89 110V111H88ZM91 110V111H90ZM98 111V112H95V111ZM103 110V111H102ZM148 110V111H147ZM150 110V111H149ZM156 110V111H155ZM158 110V111H157ZM178 110H179V112H178ZM197 111L196 113H195V111ZM228 110V111H227ZM230 110V111H229ZM255 110H257V111H259L260 112V114L258 113V116L256 115L257 113V111H255ZM8 111H10V112H8ZM87 111V112H86ZM99 111H100V113H99ZM107 111V112H106ZM158 114V116H156L157 114H155V112ZM172 111V112H171ZM175 111H176V113H175ZM191 111H193V116H192V112ZM48 112V113H47ZM70 112H71V114H70ZM74 112V113H73ZM91 112H93V113H91ZM125 112H127V113H125ZM150 112V113H149ZM190 112V113H189ZM219 112V113H218ZM221 112V113H220ZM222 112H224V113H222ZM226 112H229L230 113V117H228L229 116V114L228 113H226ZM2 113V114H1ZM54 113V114H53ZM58 113V114H57ZM86 113V114H85ZM90 113L91 114H93L92 116V118L94 119H92L90 116ZM108 113L110 114V115H108ZM116 113V114H115ZM118 113V114H117ZM121 113V114H120ZM142 113H143V115H142ZM152 113H154L153 115H152ZM159 113H161V114H159ZM165 113H166V111H165ZM175 113V114H174ZM228 114L227 116L226 115H224V114ZM15 114V115H14ZM88 114H89V116H88ZM101 114V116H104V114H105V116H104V119H102V120H100V118L101 117H99V115ZM107 114V115H106ZM114 114L115 115H118V117L119 116H121V117H119V118H117V119H115V117L116 116H114ZM126 114V115H125ZM150 114V115H149ZM163 114V115H162ZM172 114V115H171ZM181 114H182V116H181ZM191 114V115H190ZM220 114H222L223 116H225L226 118L224 119V117L222 116V115H219ZM248 114V115H247ZM250 114V115H249ZM56 115V116H55ZM70 115V116H69ZM82 115V116H81ZM85 115V116H84ZM97 115H98V118L96 119V117H97ZM114 117H113V116ZM128 115V116H127ZM133 115V116H132ZM146 115V116H145ZM147 115L148 116H150V118L149 117H147ZM151 115H152V117H151ZM162 115V116H161ZM164 115H165V118H164ZM172 117V119L174 118V120L176 119V117H177V119L174 121V120H172L171 119V117ZM232 115V116H231ZM254 115H255V117H256V119H254ZM7 116V117H6ZM27 116V117H26ZM69 116V117H68ZM89 118H87V117ZM95 116V117H94ZM106 116L108 117L107 119H106ZM110 116H111V118H110ZM143 116V117H142ZM173 116H176V117H173ZM191 116V117H190ZM221 116H222V118H221ZM240 116H242L241 118H240ZM249 116V117H248ZM252 116H253V118H252ZM30 117V118H29ZM32 117V118H31ZM56 117V118H55ZM83 117H84V119H83ZM124 117V118H123ZM155 117H157V119L155 120ZM159 117V118H158ZM160 117H162V118H160ZM170 117V118H169ZM180 117H182V118H180ZM258 117H260L259 119H258ZM57 119L56 121H55V119ZM73 118V119H72ZM80 118V119H79ZM114 119L113 121L111 120V119ZM127 118V119H126ZM137 118V119H136ZM153 118V119H152ZM167 118V119H166ZM181 119V121H183V122H181V121H179V119ZM221 118V119H223V121H221V123H220V121H219V119ZM242 118H244V120L246 121V123H243L242 121H244ZM252 118V119H251ZM262 118V121L260 120ZM67 119V120H66ZM85 119H87V120H85ZM91 119H92V122H91ZM110 119V120H109ZM162 119V120H161ZM172 120L171 122L173 123V125L171 124V122H169V120ZM191 119H190V121H191ZM206 119H207V122H206ZM220 119V120H221ZM231 120V122H232V124H231V122H230V120ZM242 119V120H241ZM247 119H250V120H247ZM4 120V121H3ZM42 120V121H41ZM59 120H61L60 122H59ZM89 120V121H88ZM96 120H98V121H96ZM118 120V121H117ZM122 120V121H121ZM133 120V121H132ZM136 122H135V121ZM139 120H141V121H139ZM164 120V122L165 123H167L168 124V122H169V124H170V129L172 128V133L171 132H168L170 129H169V125H167V124H165L164 122L162 123V121ZM167 120V121H166ZM241 120V121H240ZM260 122H258V121ZM12 121V122H11ZM41 121V122H40ZM53 121V122H52ZM63 121V122H62ZM75 121V122H74ZM82 121V122H81ZM96 122V124H94L93 125V127L94 128H91L92 127V124H93V122ZM103 121V122H102ZM132 123H131V122ZM137 121H138V123H137ZM161 121V122H160ZM177 121L178 122H180V123H178V124H180L179 126L176 124L177 123ZM200 121V122H199ZM218 123H217V122ZM227 121H229V122H227ZM244 121V122H245ZM254 121H257V122H255L254 123ZM56 122V123H55ZM65 122H68L69 124H66ZM85 124H84V123ZM90 123V125L91 126H88L87 124L88 123ZM94 122V123H95ZM108 122V123H107ZM110 122V123H109ZM133 122H135V125H133L134 123ZM145 122V123H144ZM215 122V123H214ZM226 122V123H225ZM239 122H241V123H239ZM253 122V123H252ZM43 124V126H42V124ZM98 123H100V124H98ZM101 123H103V124H101ZM115 123V124H114ZM129 123V124H128ZM141 123H143L142 125H141ZM155 123V124H154ZM184 123H186V124H184ZM194 123H197V124H194ZM213 123H214V125L217 123L219 126H220V128H218L219 126L216 124V126H213ZM222 123H224V124H222ZM229 123V124H228ZM233 123H235V124H233ZM52 124H54V125H52ZM61 124H63L64 126H62ZM105 124V125H104ZM108 124V125H107ZM110 124H112L113 125V127L110 125ZM137 124V125H136ZM159 124V125H158ZM164 126H167L168 127V129H167V127L166 128H163V125ZM204 124V125H203ZM221 124H222V126H225L224 128L221 126ZM227 124H228V126H227ZM237 124H241V125H239V126H237ZM58 125H60V126H58ZM66 125V126H65ZM72 125V126H71ZM76 125V126H75ZM83 125V126H82ZM95 125L98 127V129H97V127H95ZM100 125V126H99ZM117 125V126H116ZM121 125V126H120ZM123 125V126H122ZM128 127H127V126ZM158 125V126H157ZM191 125H192V128H191ZM195 127H194V126ZM197 125H198V127H197ZM206 125H208V128H207V126ZM230 125H232V126H230ZM256 125V126H255ZM82 126V127H81ZM86 126L87 127H90V129H88V128H86ZM174 126V127H173ZM183 126H184V128H183ZM188 128H187V127ZM201 128H200V127ZM204 126V127H203ZM234 126V127H233ZM244 126V127H243ZM246 126V127H245ZM249 126V127H248ZM102 127V128H101ZM115 127V128H114ZM124 127V128H123ZM138 127V128H137ZM158 127V128H157ZM161 127H162V129H161ZM197 127V129H193V128H196ZM213 127V128H212ZM222 127V128H221ZM228 127V128H227ZM229 127H231L230 129H229ZM240 127V128H239ZM43 130V131H45L46 130V132H44L42 135H47V134H49L50 133V135H52V136H47L48 137V140L49 141H45V142H48V143H43V140H44V138H46V136H42L41 138L37 135H35L37 132H40V130L41 129ZM66 128V129H65ZM73 128H74V130H73ZM82 128V129H81ZM106 128V129H105ZM123 130H122V129ZM127 128V129H126ZM134 128H135V130H134ZM176 128V130H174ZM179 128V129H178ZM180 128H181V130L183 131V133H182V131L180 130ZM187 130H186V129ZM190 128V129H189ZM205 128H207V129H205ZM227 128V129H226ZM234 128V129H233ZM242 128V129H241ZM249 128V129H248ZM251 128V129H250ZM253 128V129H252ZM26 129H28V130H26ZM63 129V130H62ZM72 129V130H71ZM85 129H87L86 131L88 132V134L90 133V131L89 130H91V133H93L91 136H89L87 133H86V131H85ZM95 129V130H94ZM102 129V130H101ZM109 130V131H111V133H107L106 132V130ZM114 129V131H112ZM161 129V130H160ZM210 129V130H209ZM214 129H216L215 131V134L216 133H220L221 131L220 130H222V132L220 133V134H224V136L223 135H220V134H218V136L217 135H215L214 134ZM223 129L225 130V131H223ZM235 130V132L237 133H235L233 130ZM259 129V130H258ZM32 130V131H31ZM41 130V132H43ZM79 130V131H78ZM84 132L83 134H81V132L82 131ZM93 130V131H92ZM99 130H101V131H99ZM124 130H125V132H126V134H128V132H133V136H134V139L136 138V139H138L139 138V140H135L134 141V139H133V136L132 137H130L129 136V138H126V137H128V135H126L125 134V132H124ZM132 130V131H131ZM154 130V131H153ZM158 130H160V131H158ZM162 130H164V131H162ZM179 130V132L178 133H175V131H178ZM192 130H198L197 131V133H196V131L193 133V132H191ZM219 130V131H218ZM229 130V131H228ZM239 130V131H238ZM248 130H250L249 132H248ZM35 132V134H33L34 132ZM81 131V132H80ZM99 131V132H98ZM106 133H105V132ZM121 131H122V133H121ZM135 131V132H134ZM138 131H140V132H138ZM167 131V132H166ZM185 131H187V132H185ZM207 131V132H206ZM208 131L210 132V133H208ZM213 132V134H212V132ZM29 132V133H28ZM33 132V133H32ZM40 132V133H41ZM62 132V133H61ZM74 132V133H73ZM79 132V133H78ZM103 132V133H102ZM117 132H118V134H117ZM120 132V133H119ZM155 132H156V134H155ZM159 132V133H158ZM164 132V133H163ZM185 132V133H184ZM198 132H199V136H201L202 134H203V137H205L204 135H206V134H210V135H206V138H202V136H201V138H199V136H198ZM205 132H206V134H205ZM228 132V133H227ZM231 132H232V134H231ZM238 132H240V133H238ZM253 134H252V133ZM256 132V133H255ZM70 133V134H69ZM90 133V134H91ZM98 133V134H97ZM102 133V134H101ZM136 133V134H135ZM148 133V134H147ZM168 133H170V134H172V135H170V134H168ZM174 133V134H173ZM188 133V134H187ZM191 133V134H190ZM242 133V134H241ZM250 133V134H249ZM32 134V135H31ZM38 134V133H37ZM55 134H57V135H55ZM77 134V135H76ZM103 134H105V135H103ZM125 135V136H123V135ZM229 134V136L231 137V136H234L235 135V137H237L235 140H234V137L232 138H230L229 136H227V135ZM234 134V135H233ZM247 134H248V136H247ZM259 134V135H258ZM10 135V136H9ZM54 135V136H53ZM74 135V136H73ZM82 135V136H81ZM86 135H88L87 136V138H86ZM99 135V136H98ZM121 135H122V137L123 138H121ZM156 137H155V136ZM161 135V136H160ZM170 137H169V136ZM246 135V136H245ZM18 136V137H17ZM65 136V137H64ZM77 136V137H76ZM120 136V137H119ZM142 136H144V138L142 137ZM159 136V137H158ZM173 138H172V137ZM198 136V137H197ZM207 136H209V137H207ZM211 136H212V138L214 139V141H216L215 140V138L217 139V140H219V138H220V141H223L224 139V141L222 142V145L223 146H227L226 148H229V146H230V149L229 150H232V152H233V150L234 149H236V150H239V151H242L243 153H245L246 154V158L244 159V160H242L241 162H240V160L239 159H235L234 158V154L230 151V153L228 152V154H225L224 152L225 151H223L222 149H224L225 147H223L220 143H219V141H218V144H220L219 145V149H221L222 151H219V149H218V144H217V141L216 142H214L213 141V139L211 138ZM214 136H217V137H214ZM219 136H222V137H219ZM249 136H251V138H252V140H251V138H249ZM261 136V137H260ZM30 137H32V138H35L36 139V141H37V137L38 138H40V140L41 141H39V144H38V142H34V140L35 139H31L30 140ZM64 137V138H63ZM76 137V138H75ZM81 137H83V138H81ZM93 137V138H92ZM95 137V138H94ZM138 137V138H137ZM145 137H147V141H146V138ZM153 137H154V139H153ZM166 137H167V139H166ZM219 137V138H218ZM229 137V138H228ZM240 137H241V139H240ZM256 137V138H255ZM50 138V139H49ZM67 138V139H66ZM75 138V139H74ZM85 138V139H84ZM90 138V139H89ZM131 138L133 139V141L131 140ZM141 138V139H140ZM170 138H172L171 140H168V139H170ZM190 138V139H189ZM207 138H210V140L209 139H207ZM240 140H239V139ZM254 138V139H253ZM257 138H259V141H258V139ZM28 139V140H27ZM61 139V140H60ZM65 141H64V140ZM70 139H71V141H70ZM76 139H77V141H76ZM88 139V140H87ZM111 139V140H110ZM129 139V140H128ZM162 139V140H161ZM175 139V140H174ZM177 139V140H176ZM203 139V140H202ZM207 139V140H206ZM222 139V140H221ZM229 140V142H225V141H228ZM233 139V140H232ZM245 140V141H243V140ZM248 139V140H247ZM257 139V140H256ZM31 142H30V141ZM39 140V139H38ZM46 140V139H45ZM118 140V141H117ZM121 140V141H120ZM123 140H124V142H123ZM130 140H131V143L132 144H135V145H132L131 143H130ZM151 140H153V141H151ZM175 141V144H174V142H172V141ZM200 140H202V144H204L206 141V143L204 144V145H202L201 144V142H200ZM209 140V141H208ZM214 142H212V141ZM259 142V143H261V144H258L257 142ZM20 141V142H19ZM77 143H76V142ZM128 141H129V143H128ZM156 141V142H155ZM203 141H204V143H203ZM234 141H238L239 143H234ZM241 141V142H240ZM37 143V144H32V143ZM41 142H42V144H44V145H42L41 144ZM49 142H50V144H49ZM65 142V143H64ZM86 144H85V143ZM138 142V144H140V145H137L136 143ZM167 144H166V143ZM176 142L178 143V145H176ZM186 142V143H185ZM208 142L210 143L209 145H208ZM251 143V145L254 147V149H252L251 148V145L249 146L248 144H244V143ZM15 143V144H14ZM28 143V144H27ZM53 143V144H52ZM67 143V144H66ZM75 143V144H74ZM128 143V144H127ZM145 143V144H144ZM159 144V145H157L156 146V144ZM164 143V144H163ZM229 143V144H228ZM240 143H241V146H240ZM31 144V145H30ZM70 144H71V146H70ZM149 144V145H148ZM151 144H153V145H151ZM186 144V145H185ZM227 144V145H226ZM234 144V145H233ZM237 144H238V146L240 147H238L237 146ZM255 144V145H254ZM32 145H33V147H34V149H33V147H32ZM36 145V146H35ZM41 145V146H40ZM56 145V146H55ZM60 145V146H59ZM62 145V146H61ZM68 145V146H67ZM122 145V146H121ZM129 145H132L131 147L129 146ZM155 145V146H154ZM161 145V146H160ZM176 145V146H175ZM184 146V148H182V149H179L178 148V146H180V148L182 147V146ZM246 145H247V147H246ZM259 145V146H258ZM30 147V149H27V148H29ZM67 146V148H65V147ZM76 146V147H75ZM143 146L145 147L144 149H143ZM155 148H157V149H155ZM159 146V147H158ZM168 146H169V148H168ZM171 146V147H170ZM175 146V147H174ZM188 146V147H187ZM213 146V147H212ZM59 147H61V150H60V148ZM68 147L70 148V150H71V148H73L70 152H69V149H68ZM88 148V153L86 154V155H82V156H78V157H73V156H71L73 153H75V152H77V151H79L81 148ZM165 147H166V149H165ZM177 147V148H176ZM186 147V148H185ZM195 147V148H194ZM220 147H223V148H220ZM232 147V148H231ZM246 147V148H245ZM256 147V148H255ZM24 148V149H23ZM59 148V149H58ZM95 148V149H94ZM132 148H134L133 150L134 151H136V149H137V152H133L132 151ZM143 150H142V149ZM153 148V149H152ZM158 148H160V150L158 151ZM168 148V149H167ZM174 148H176V149H174ZM218 150H217V149ZM225 148V149H226ZM241 148H242V150H241ZM249 148H251L250 150H249ZM257 148H259V151H257ZM261 148H262V150H261ZM56 149H58L57 151H58V153H57V151H56ZM128 149H130V150H128ZM139 149H140V151H139ZM146 149V150H145ZM164 151H162V150ZM197 151H196V150ZM224 149V150H225ZM29 150V151H28ZM62 150H64V151H62ZM94 150V151H93ZM119 150V151H118ZM142 150V151H141ZM157 150V151H156ZM169 150V151H168ZM175 150H178V151H175ZM198 150H200V152L198 151ZM229 150H227L226 149V153H227V151H229ZM255 150H256V152H255ZM26 152V153H23V152ZM29 153H28V152ZM56 151V152H55ZM60 151H61V153L63 154H61L60 153ZM72 151H73V153H72ZM146 151H149V152H147L146 153V155H147V157H145V152ZM152 151V152H151ZM170 151H173V152H170ZM196 151V153L198 154V153H200L199 155H201V156H199L198 157V155L196 154V157H195V154H194V152ZM235 151V150H234ZM19 152V153H18ZM51 152H54V154L53 153H51ZM68 154H67V153ZM157 152V153H156ZM176 152V153H175ZM183 152V153H182ZM202 152V153H201ZM221 152H222V154L224 153V155L222 156V154H221ZM21 153H22V155H21ZM43 153L45 154V155H43ZM116 153V154H115ZM141 155H140V154ZM152 153V154H151ZM160 153V154H159ZM165 153V154H164ZM233 154V156H230V155H232ZM18 156H17V155ZM25 154H26V156H25ZM50 154V157H52V160L50 159V157L48 156L47 157V155H49ZM57 154H61V155H57ZM143 154V155H142ZM154 154V155H153ZM164 154V155H163ZM181 154V155H180ZM185 154V155H184ZM187 154V155H186ZM192 154H194V155H192ZM204 154H210V157L208 156L207 157V155L205 156ZM230 154V155H229ZM52 155V156H51ZM55 155V156H54ZM136 156V158L134 159V157ZM160 155H161V157H160ZM162 155H163V157H162ZM168 155V156H167ZM189 155H191V156H189ZM226 155V156H225ZM123 158H122V157ZM144 156V157H143ZM188 156V157H187ZM195 158H194V157ZM222 156V157H221ZM232 157V159L233 160H239L238 161V163L236 162V161H233L230 157ZM47 157V158H46ZM65 157V158H64ZM119 157V158H118ZM128 157H129V160H127L128 159ZM148 157H149V159H148ZM177 157V158H176ZM179 157V158H178ZM183 157V158H182ZM189 157H190V160H189ZM198 157V158H197ZM201 157H202V159H201ZM220 157V158H219ZM227 159H226V158ZM236 157V156H235ZM55 158V160H53ZM132 158V159H131ZM145 158H147V159H145ZM156 158V159H155ZM158 158V159H157ZM160 158V159H159ZM181 158V160H179ZM192 158V159H191ZM198 159L197 161L195 160V159ZM200 158V159H199ZM17 159V160H16ZM45 159V160H44ZM102 159V160H101ZM115 159V160H114ZM141 159V160H140ZM143 159V160H142ZM170 159H172V160H170ZM176 159H178L177 161H176ZM185 159V160H184ZM211 159V160H210ZM218 159V160H217ZM3 159L0 157V189L1 188H3V189H1V191H0V264H57V263H59V259H56V246L55 245H53V243L51 242V240H50V235H51V224H50V217H51V210L48 208V207H44V206H42L41 207V211H39L38 209L36 210V209H33V210H25V209H20V210H24V212L26 211V214H24L22 211H20L19 210V208L17 207V206H15V205H13V207H12V204H13V201L12 202H10V200H9V198L8 197H6V195H5V192H7L8 193V186H10V187H12L11 185H13L14 187H15V185L17 184H19L18 182H20L21 181V178H22V176H21V174H19L20 176H21V178H20V176H16V178H15V176L13 177V178H11V179H8L7 178V174H8V167L5 165L6 163H4L5 162V160H3ZM19 160V161H18ZM117 160V161H116ZM133 160H134V162H133ZM144 160L146 161V162H149V163H146V162H144ZM175 160V161H174ZM201 161V164H202V166H200L201 164H199L200 163V161ZM204 160V161H203ZM47 161V160H46ZM120 161H122V162H120ZM135 161H137L136 163L137 164H135ZM142 161V162H141ZM168 161V162H167ZM180 161H183V162H181V164L179 163ZM192 161H193V163H192ZM208 161V162H207ZM212 163V161H213V163H217V165L218 166H215L216 168H217V170L214 168V166L212 167V165H216V164H212L211 165V163ZM86 162V163H85ZM130 164H129V163ZM140 162H141V164H140ZM151 162H153V163H151ZM163 164H162V163ZM171 162V163H170ZM174 162V163H173ZM188 162H190V163H188ZM196 162V163H195ZM197 162H199V163H197ZM208 164H207V163ZM236 162V163H235ZM46 163V162H45ZM101 163V165H102V172L101 173H99V164ZM117 163V164H116ZM123 163H125V164H123ZM135 164V167H136V169H135V167H134V165L133 164ZM138 163H139V165H138ZM142 163H143V165H142ZM159 163V165H158V167H156V165ZM176 163V164H175ZM185 163V164H184ZM205 163L208 165V166H210L209 168L210 169H214V172L215 171H217L216 172V174L215 175H219V177L221 176H223L224 178H219L218 180L219 181H224L225 179H227L226 180V182H223V183H225V184H223V183H218L217 181H216V179H217V177H214L215 175H214V172H212V173H210V169L208 168V166L207 165H205ZM240 163H243V164H240ZM21 165H18V168H19V170L21 169H23V167H25L24 165H22L23 163H20ZM93 164V165H92ZM112 164V165H111ZM119 164H120V166H119ZM128 164V165H127ZM145 164V165H144ZM148 164V165H147ZM151 164H153V165H151ZM168 164H169V166H168ZM175 164V165H174ZM179 164H180V166H179ZM196 164V165H195ZM198 164H199V166H198ZM239 164L240 166H238L237 167V165ZM3 165V166H2ZM118 165V166H117ZM123 165V166H122ZM137 165V166H136ZM140 165H142L143 167H141L140 168ZM173 165V166H172ZM186 165V166H185ZM192 165V166H191ZM194 165H195V167L197 168H195L194 167ZM234 165H236V166H234ZM111 166V167H110ZM128 166V167H127ZM159 166L161 167L159 170L160 171H156V170H158L157 168H159ZM165 166H167V167H165ZM179 166V167H178ZM220 166V167H219ZM4 167H6V168H4ZM87 167V168H86ZM119 167V168H118ZM127 168V170H126V168ZM176 167H178V168H176ZM183 167V168H182ZM200 167V168H199ZM204 167H205V169H204ZM207 167V168H206ZM95 168V169H94ZM110 168V169H109ZM138 168V169H137ZM156 168V170L154 171V169ZM171 168H173L172 170H171ZM181 168V169H180ZM202 168V169H201ZM219 168V169H218ZM221 168L222 169H224V170H221ZM247 168V169H246ZM6 169V170H5ZM95 170V172H94V170ZM112 169V170H111ZM125 169V170H124ZM147 169H148V171H147ZM152 169H153V171H152ZM169 169V170H168ZM192 169V170H191ZM200 169V170H199ZM207 169H209V171L207 170ZM212 169V170H213ZM20 170V171H21ZM116 170L119 172V174L118 175H114V173L116 172ZM181 170V171H180ZM190 170V171H189ZM198 170V171H197ZM202 170V171H201ZM211 170V171H212ZM219 170V171H218ZM6 171H8V172H6ZM23 171V170H22ZM107 171V172H106ZM133 171V172H132ZM167 173H166V172ZM183 171V172H182ZM187 171L191 174H189V173H187ZM193 171H196V173L200 176V174L202 175V177L200 176L199 178H198V175H196L195 173V175L194 174H192V172ZM204 171H206V173L204 172ZM41 172H42V169H41ZM137 172V173H136ZM154 172V173H153ZM156 172V173H155ZM170 172V173H169ZM174 172H175V174H174ZM180 172H182L181 174H183L182 176L180 175ZM203 172H204V175H203ZM6 173V174H5ZM47 173H49V172H47ZM155 174V175H153L152 176V174ZM158 173H160V174H158ZM163 173H165V174H163ZM171 173L173 174V176L171 175ZM179 173V174H178ZM224 173V174H223ZM134 176H133V175ZM137 174V175H136ZM143 174L145 175V177L143 176ZM147 174V175H146ZM151 174V175H150ZM169 174L172 176H170V177H168L169 176ZM189 174V175H188ZM207 174V175H206ZM211 174H213V175H211ZM7 175V176H6ZM136 175V176H135ZM161 175L163 176V177H161ZM5 176V177H4ZM151 176V177H150ZM158 176H160L159 178H158ZM165 176V177H164ZM177 176V177H176ZM179 176V177H178ZM194 177V179L195 180H193V177ZM197 176V177H196ZM139 177V178H138ZM147 177V178H146ZM174 177V178H173ZM212 178V179H209V178ZM2 178H4V179H2ZM15 178V179H14ZM19 178V179H18ZM50 178V177H49ZM49 178L47 177V179L45 180V182H48L49 181ZM136 178L138 179V180H136ZM178 178V180H176V179ZM188 178L190 179V178H192V179H190V181L188 180ZM198 178V179H197ZM201 178V179H200ZM216 178V179H215ZM14 179V180H13ZM148 179V180H147ZM154 179V180H153ZM156 179L159 181H156ZM170 180V182H168L169 180ZM173 179V180H172ZM185 179V180H184ZM203 179V180H202ZM221 179V180H220ZM16 180V181H15ZM112 180L114 181V182H112ZM124 180H125V182H124ZM153 180V181H152ZM175 180V181H174ZM180 180V181H179ZM197 180V181H196ZM199 180H202V181H199ZM210 180H212V181H210ZM128 181H130L129 183H128ZM134 181V182H133ZM136 181V182H135ZM149 181V182H148ZM177 181V182H176ZM186 181V182H185ZM187 181H188V184H190V185H188L187 184ZM200 183H199V182ZM15 182V183H14ZM42 182V181H41ZM140 182V183H139ZM144 182H145V184H144ZM148 183V185H147V183ZM195 182H198V183H195ZM201 182H203V183H201ZM9 183V184H8ZM12 183V184H11ZM100 183V184H99ZM103 183V184H102ZM128 183V184H127ZM136 183H137V185H136ZM141 183H143L142 185H141ZM150 183H151V185H150ZM160 183V184H159ZM170 183V184H169ZM179 184V186L178 187H175V188H177V191H176V189L175 188H173L174 187V185H172V184ZM141 186H140V185ZM153 184H155V185H153ZM166 184V185H165ZM167 184H169V185H167ZM187 184V185H186ZM198 184V186H196ZM202 184L204 185V186H202ZM207 184V185H206ZM220 184V186H221V184L223 185V186H221V187H223V188H221L220 186V188L217 186V185H219ZM229 184V185H228ZM232 184H233V186H232ZM17 185H16V187H17ZM104 187H103V186ZM126 185V186H125ZM129 185V186H128ZM150 185V186H149ZM161 185V186H160ZM125 186V187H124ZM138 186V187H137ZM144 186V187H143ZM158 186L160 187V190H158ZM168 186H170V189H169V187ZM176 186V185H175ZM183 186H184V188H183ZM199 186H202V187H199ZM205 186H208V187H205ZM228 186H230L231 187V189H230V187H229V190L230 191H228V189L226 190V188H228ZM235 186V187H234ZM9 187V188H10ZM18 187H19V185H18ZM101 187H103V189L101 188ZM137 187V188H136ZM141 187V188H140ZM163 187H165L164 189H162ZM168 187V188H167ZM185 187H187V188H185ZM195 187H196V189L197 190H195ZM198 187V188H197ZM54 188H55V186H54ZM96 188V189H95ZM140 188V189H139ZM153 188V189H152ZM173 188V189H172ZM200 188V189H199ZM202 188V189H201ZM206 188H207V192H206V194H204L203 192H205L206 191ZM7 189V190H6ZM131 189V190H130ZM146 189H147V191H146ZM150 189V190H149ZM167 189H169L170 191H168ZM181 189V190H180ZM182 189H184V190H182ZM208 189H209V191H208ZM233 189V190H232ZM92 190V191H91ZM123 192H122V191ZM129 190V193L127 192ZM133 190V191H132ZM145 190V191H144ZM149 190V191H148ZM152 190V191H151ZM154 190H158V191H154ZM166 190V191H165ZM192 190H193V193H192ZM202 190V191H201ZM232 190V191H231ZM5 191V192H4ZM101 191V192H100ZM136 191V192H135ZM174 191V192H173ZM183 191V192H182ZM197 191L200 193V191H201V193H203V194H201V196L203 195H205V199L204 198H202V197H200V194H198L197 193ZM223 191V192H222ZM228 191V193H226ZM4 192V193H3ZM106 192V193H105ZM121 192V193H120ZM164 192V193H163ZM173 192V193H172ZM182 192V193H181ZM190 192V193H189ZM230 192H232V193H230ZM133 193H135V194H133ZM140 193V194H139ZM146 193V194H145ZM149 193V194H148ZM167 193H169V194H167ZM173 195H172V194ZM183 193H184V196H185V193H188V194H186V195H188V197L190 196V197H193L192 199L189 197V199H188V197L187 196H185V198H184V201H185V203L184 202H181V200L183 201V199H182V195H183ZM221 194L222 193V197H221V195L220 196H216V194ZM230 193V194H229ZM108 194H110V195H108ZM113 194V195H112ZM122 194H124V195H122ZM137 194H139L138 196H137ZM164 194H165V196H164ZM176 194V195H175ZM191 194H192V196H191ZM196 194V196H194ZM198 194V195H197ZM215 194V195H214ZM225 194V195H224ZM102 195V196H101ZM127 195V196H126ZM168 195V196H167ZM170 195V196H169ZM172 195V196H171ZM153 196H154V198H153ZM159 196V197H158ZM160 196H161V198H160ZM183 196V197H184ZM210 196H212L211 198H213L214 197V200H215V198H216V200L215 201H211V203H212V207H215V209L214 208H211V204L209 205V203H210V200H213V199H211L210 198ZM216 196V197H215ZM6 197V198H5ZM140 197H142V198H140ZM144 197H146V199L144 198ZM150 197V198H149ZM165 199H164V198ZM168 197H170V198H168ZM176 197H177V199H176ZM208 197L210 198V200H208L209 201V203H208V201H207V199H208ZM220 197V198H219ZM98 198V199H97ZM136 198V199H135ZM144 198V199H143ZM149 198V199H148ZM151 198H152V200H151ZM175 199V200H173V199ZM181 198V200H179ZM199 198V199H198ZM200 198H201V200H200ZM218 198V199H217ZM225 198V199H224ZM9 201H8V200ZM92 199V200H91ZM153 199H154V201H153ZM158 199V200H157ZM174 201V202H176V204H174L172 201ZM186 199V200H185ZM190 199H191V201H190ZM195 199H196V201H195ZM202 199H204L203 200V202H202ZM219 199H221L222 201L221 202H219L220 200ZM91 200V201H90ZM99 200V201H98ZM116 200V201H115ZM126 200V201H125ZM156 200H157V202H158V204L156 203ZM160 200V201H159ZM168 200V201H167ZM170 200V201H169ZM199 200H200V203H199ZM218 200V201H217ZM94 201V202H93ZM179 201V202H178ZM205 201V202H204ZM225 201H228L229 203H225ZM102 202V203H101ZM113 202V203H112ZM125 202V203H124ZM129 202V203H128ZM141 202H143V204H140ZM145 202V203H144ZM147 202V203H146ZM149 202V203H148ZM154 202V203H153ZM170 202V203H169ZM173 204H172V203ZM188 202V203H187ZM196 202V203H195ZM202 202V203H201ZM207 202V203H206ZM216 202V203H215ZM225 204H224V203ZM162 203V204H161ZM165 203V204H164ZM167 203V204H166ZM177 203L178 204H182V205H184V206H180V205H178L177 206ZM203 203H204V205H203ZM15 204V203H14ZM136 204V205H135ZM138 204V205H137ZM144 204H146V205H144ZM152 204H153V206H152ZM171 206H170V205ZM186 204H188V205H186ZM195 204H201V205H203L205 208H203L201 205V208H203L202 209V211H200L201 210V208L199 207V206H197L198 207V209L196 208V206H195ZM217 204V205H216ZM220 204H222V206L220 205ZM224 204V205H223ZM139 205H141V207L139 206ZM161 205H162V208H161ZM168 205V206H167ZM189 205H192L191 207H189ZM207 205H209V207L207 206ZM216 205V206H215ZM130 206V207H129ZM132 206V207H131ZM133 206H135V207H133ZM138 206H139V208H138ZM147 206V207H146ZM156 206V207H155ZM218 206V207H217ZM143 207V208H142ZM145 207V208H144ZM158 207V208H157ZM166 207H168V208H166V210H165V208ZM180 209V210H178V208ZM206 207H207V209L209 208V212L207 211V209H206ZM18 208V209H17ZM124 208V209H123ZM157 208V209H156ZM172 208V209H171ZM188 208L190 209V211H192V212H190L189 210H188ZM199 208H200V210H199ZM220 208V209H219ZM138 209V210H137ZM139 209H144L142 212H141V210H140V212H139ZM145 209H146V211H145ZM195 209V210H194ZM204 209H206V212H208L207 214H209L211 211L213 212V210H214V212L216 213V214H214V212H213V214L214 215H216V216H218V217H216V216H214L213 214H210L211 216L213 215L214 216V218H213V216H212V219H210L211 218V216L210 217H208V219H207V214L205 213V211H204ZM210 209H211V211H210ZM213 209V210H212ZM223 209V210H222ZM19 210V211H18ZM35 210V211H34ZM121 210V211H120ZM127 210V211H126ZM133 210V211H132ZM135 210V211H134ZM150 210V212H148V211ZM160 210V211H159ZM171 210L172 211H174V213L173 212H171ZM176 210V211H175ZM188 210V211H187ZM199 212H198V211ZM216 210H218V211H222L223 212V214L222 215H220L219 214V212L218 211H216ZM17 211V212H16ZM157 211V212H156ZM163 211V212H162ZM180 213H179V212ZM186 211V212H185ZM106 212V213H105ZM114 212V213H113ZM129 212H132V213H130L129 214ZM134 212H136V213H138V217H136V215H133L134 214ZM144 212V214H142ZM169 212V213H168ZM190 212V215L189 214H187V213H189ZM198 212V213H197ZM218 212V213H217ZM23 213V214H22ZM141 213V215H140V217H139V214ZM152 213H154V214H152ZM155 213H156V215H155ZM160 213V214H159ZM178 213V214H177ZM182 213V214H181ZM195 213L197 214V215H195ZM200 213V214H199ZM125 214V215H124ZM146 214V215H145ZM150 214H151V216H150ZM180 214V215H179ZM206 214V219H205V216H204V218H203V220L201 219V217H203V215H205ZM218 214V215H217ZM113 215H114V217H113ZM176 215V216H175ZM201 215V216H200ZM124 216V217H123ZM127 216V217H126ZM128 216H129V218H128ZM131 216V217H130ZM134 216H135V218H136V220H135V218H134ZM149 217V219H150V222L152 221L153 223H154V225L152 224V222H151V224H149V219H145V217ZM152 216H154V217H152ZM168 216V217H167ZM179 216V218H176V217H178ZM200 216V218H197V217H199ZM37 217H40L41 219H39V220H35V218H37ZM144 217V218H143ZM162 217V218H161ZM164 217V218H163ZM174 217V218H173ZM183 217L184 219H181V218ZM189 217V218H188ZM195 218V219H193V218ZM216 217V218H215ZM119 218H120V220H119ZM122 218V219H121ZM126 220H125V219ZM131 218V219H130ZM156 218V219H155ZM159 218V219H158ZM160 218L162 219V220H160ZM169 218V219H168ZM190 218H192L193 220H191ZM100 219V220H99ZM128 219V220H127ZM139 219V222H141V223H144L143 221H141V220H144V221H147L146 223H144L145 225V227H147L146 228V231H144L145 230V227L143 226V224H141V226H139V228H138V226L137 225H139V222L137 221ZM159 220V222H158V220ZM166 219V220H165ZM187 219V220H186ZM197 219V221L199 222V224H200V220H202V225L201 226H199L198 225V222H197V224H195L194 226H192L193 224H194V220H196ZM205 219V220H204ZM210 219V220H209ZM213 219H215V220H213ZM105 220V221H104ZM107 220H109V221H107ZM119 220V221H118ZM155 220H157V222H158V224H160L159 225V227L162 225V228L161 229H159V228H155L154 226H157L158 224H157V222L155 221ZM165 220V221H164ZM174 220V221H173ZM176 220V221H175ZM179 220V221H178ZM182 220V221H181ZM188 220H191V221H188ZM212 220V221H211ZM121 221V222H120ZM123 221V222H122ZM131 221H132V225H131ZM135 221H137V222H135ZM155 221V222H154ZM168 221V222H167ZM171 221H172V223H171ZM205 221H207V223H210V221L212 222L209 226H207V225H205V223L204 222ZM209 221V222H208ZM33 222V223H32ZM101 222H102V224H101ZM184 223V225L182 226V224ZM106 223V224H105ZM118 223V224H117ZM121 223V224H120ZM137 223V224H136ZM182 223V224H181ZM192 225H191V224ZM196 223V222H195ZM128 224V225H127ZM169 224H170V227H169ZM175 226H173V225ZM148 225V226H147ZM150 225V226H149ZM152 225H153V227H152ZM172 225V226H171ZM206 226V228H203V226ZM212 225V226H211ZM117 226V227H116ZM131 226V227H130ZM133 226H135V227H137V228H135V227H133ZM143 226V228H141ZM163 226H164V228H163ZM177 226V227H176ZM198 226V227H197ZM204 226V227H205ZM119 227V228H118ZM121 227V228H120ZM133 227V228H132ZM151 227V228H150ZM158 227V226H157ZM165 227H169V228H165ZM184 227V228H183ZM196 227H197V229H196ZM155 230H154V229ZM179 228H181V229H179ZM199 228H202V229H204L203 231H196V230H199ZM149 229V230H148ZM151 229L153 230V231H151ZM158 229V230H157ZM164 229V230H163ZM167 229V230H166ZM174 229V230H173ZM177 229V230H176ZM186 229V230H185ZM192 229V230H191ZM195 229V230H194ZM205 229H206V232H205ZM121 230V231H120ZM132 230V231H131ZM139 230V231H138ZM175 231V232H173V231ZM134 231V232H133ZM137 231V232H136ZM141 231V232H140ZM164 233H163V232ZM169 231V232H168ZM121 232V233H120ZM126 232V233H125ZM129 232V233H128ZM132 232V233H131ZM138 234V239L140 240L141 238V240L139 241L138 239H137V234ZM144 232V233H143ZM158 234V236H157V234ZM158 232H160V233H158ZM181 232V233H180ZM183 232V233H182ZM187 232V233H186ZM195 232H197V233H195ZM199 232H202V233H204V234H202V233H200V235L199 236H194L195 234L196 235H198L199 234ZM113 233V234H112ZM116 233V234H115ZM135 233V234H134ZM140 233V234H139ZM145 233H147L146 235H145ZM153 233H154V236H153ZM173 233V234H172ZM175 233H177V234H175ZM179 233V234H178ZM191 233H192V235H191ZM120 234V235H119ZM166 234V235H165ZM185 234V235H184ZM136 235V236H135ZM143 236V237H141V236ZM161 235V236H160ZM163 235V236H162ZM171 237H170V236ZM175 235H179L178 237L177 236H175ZM188 235V236H187ZM206 235V236H205ZM259 235H262L261 236V238H260V240L259 241H256L255 239H254V237L255 236H259ZM119 236V237H118ZM155 236H156V238H155ZM165 236V237H164ZM183 236V237H182ZM190 236H194V237H197V238H199L198 240H197V238H194V237H190ZM200 236H201V238H202V236H205L204 238H200ZM107 237V238H106ZM168 237V238H167ZM174 239H173V238ZM176 237H177V239H176ZM106 240H105V239ZM132 238V239H131ZM152 238V239H151ZM180 238V239H179ZM184 238V239H183ZM191 238V239H190ZM192 238H193V240H192ZM207 238V239H206ZM246 238H251V242L249 243V246L247 247V248H244V249H241L240 247V245H241V242H242V240H244V239H246ZM121 239V240H120ZM123 239V240H122ZM128 239V240H127ZM136 239V241H134ZM163 239V240H162ZM165 239V240H164ZM171 239H173V240H171ZM183 239V240H182ZM204 239V240H203ZM131 240V241H130ZM189 240V241H188ZM203 240V241H202ZM207 240V241H206ZM117 241V242H116ZM124 241V242H123ZM150 241V243L152 242V244L150 245V246H148V242ZM153 241H155V242H153ZM161 241V242H160ZM165 241V244L163 243ZM170 241V242H169ZM174 241V242H173ZM180 241V242H179ZM195 241H196V243H195ZM199 241V242H198ZM115 242V243H114ZM120 242V243H119ZM129 242L131 243V244H129ZM136 242V243H135ZM138 242H139V244H138ZM141 242H142V244H141ZM146 242V243H145ZM178 242V245L176 244ZM186 242H188V243H186ZM200 242H201V246L199 245L200 244ZM50 243V244H49ZM123 245H122V244ZM129 245H128V244ZM156 244L157 243V246L155 245L154 247H153V244ZM160 243V244H159ZM169 243V244H168ZM172 243V244H171ZM186 243V244H185ZM193 243V244H192ZM204 243V246H202V244ZM104 244V245H105ZM115 244V245H114ZM117 244V245H116ZM119 244V245H118ZM124 244H126V246L124 245ZM158 244H159V246H158ZM175 244L177 245V246H175ZM197 244V245H196ZM109 245V246H108ZM121 245V246H120ZM135 245V246H134ZM147 245V246H146ZM160 245H161V247H160ZM162 245H163V247H162ZM166 245V246H165ZM173 245V246H172ZM184 245V246H183ZM55 246V247H54ZM133 246V247H132ZM137 246V247H136ZM141 246H143V247H141ZM146 248H145V247ZM181 246V247H180ZM191 246V247H190ZM199 246V247H198ZM125 247H127V248H125ZM129 247H130V249H129ZM134 247H136V248H134ZM157 247V248H156ZM164 247H165V250H164ZM168 247V248H167ZM170 247V248H169ZM176 247H177V250H174V249H176ZM180 247V248H179ZM184 247V250H185V252H184V250L182 249ZM205 248L204 250L203 249H201V248ZM122 248V249H121ZM142 248V249H141ZM147 248H149V249H147ZM150 248H152V249H150ZM167 248V249H166ZM193 248H194V250H193ZM199 250H198V249ZM127 249H129V250H127ZM134 249V250H133ZM149 250V251H151V250H153L152 252H145V250ZM155 249H157V250H155ZM208 250V251H206L205 252V250ZM136 250V251H135ZM155 250V251H154ZM192 250V251H191ZM196 250H197V253H195L196 252ZM118 251H119V253H118ZM200 251V252H199ZM204 252L206 253L205 255H204ZM124 253V254H123ZM144 253V254H143ZM149 253V254H148ZM185 253H186V255H185ZM199 253H200V255H199ZM203 255H202V254ZM248 253V255L246 256V258H244L245 257V255ZM125 255H127V256H125ZM133 255V254H132ZM131 255V256H132ZM243 255V256H242ZM186 256V257H185ZM242 256V257H241ZM54 258V259H53ZM109 258V257H108ZM244 258V259H243ZM233 259H235V260H233ZM236 259H239V260H236ZM241 259V260H240ZM58 260V261H57ZM104 260V259H103ZM128 260V259H127ZM155 260V261H154ZM57 261V262H56ZM232 261V262H231ZM234 261H236V262H234Z\"/></svg>",
    "mask_w": 264,
    "mask_h": 264
},
{
    "label": "bare ground",
    "instance_id": "2",
    "mask_svg": "<svg viewBox=\"0 0 264 264\" xmlns=\"http://www.w3.org/2000/svg\"><path fill=\"white\" fill-rule=\"evenodd\" d=\"M15 1V0H14ZM26 1V0H25ZM28 1V0H27ZM37 1V0H36ZM41 1V0H40ZM49 1V0H48ZM53 1H56V0H53ZM52 1V4L53 3H55V2H53ZM70 1V0H69ZM72 1V0H71ZM90 1V0H89ZM113 1V0H112ZM111 1V2H112ZM118 1V0H117ZM117 1H113V6L111 5L110 6V8L111 7H117L116 6V4H117ZM123 0H121V2H122ZM139 1V0H138ZM143 0H141V2H142ZM179 1V0H178ZM199 1V0H198ZM204 0H202V2H203ZM206 1V0H205ZM209 1V0H208ZM208 1H206V2H208ZM211 1H215V0H211ZM211 1H210V4H211V6H213L212 5V3H211ZM217 1V0H216ZM232 0H228L227 1V4L225 3L223 6H222V9H221V11H222V13H223V11H225L224 12V14H222L223 15V17H221V18H218V17H216V21H218V28H216V31H214L213 32V35H214V39H215V43H214V45H213V47L216 49V54H225V52L228 54V55H231L235 50H236V48H238L239 47V44L241 43L240 41H245V44L244 45H242V49H237V52L238 51H240L241 52V50H244V49H246L247 48V55H243L242 57L241 56H238L239 57V59L240 58H246L247 60H248V63L247 64H249L250 66H251V68H249L250 69V71H249V73H248V77H247V80H246V82H245V84L242 86V88H241V90H240V92L239 93H237L236 92V94H238L234 99H232V100H229L230 102V105H228L229 106V108H230V110L232 111L231 113L233 114V118L232 119H234V116H237L238 115V117H239V115H241L248 107V105L250 104L249 102L252 100H250V98H253V97H251L250 95H249V90L252 88V86H256V84L258 83V81L260 80V77H261V74L264 72V52L263 53H261V51H263L264 50V0H233L234 2H231ZM3 1H1V3H2ZM21 2V1H20ZM30 2V1H29ZM28 2V3H29ZM39 2V1H38ZM43 2V1H42ZM58 2H59V4L61 3V6H62V4H63V6H65V4L64 3H67V2H64V3H62V1L60 0V1H57V4H58ZM73 2V1H72ZM85 2H86V0H85ZM85 2H83L82 4H85ZM94 2L95 3H93L94 4V7H95V4L96 3H98V1L96 2L95 0H94ZM107 2V1H106ZM110 2V3H111ZM118 2H120V0L118 1ZM148 2V0H146V3ZM157 2V1H156ZM166 2V1H165ZM174 2H176V1H174ZM173 2V3H174ZM185 2H186V4H190V3H187V0H185ZM189 2H192V0L191 1H189ZM205 2V3H206ZM233 3V4H231V3ZM7 3H9V2H7ZM6 3V4H7ZM22 3V2H21ZM24 3V2H23ZM44 3H45V1H44ZM47 3V2H46ZM71 3V2H70ZM74 3V2H73ZM76 3H77V1H76ZM79 3V2H78ZM92 3V2H91ZM91 3H89L90 5H91ZM108 3V2H107ZM138 3V2H137ZM140 3V2H139ZM143 3V2H142ZM163 3V2H162ZM196 3H197V1H196ZM195 2H194V4H196ZM204 3V2H203ZM215 3V2H214ZM213 3V4H214ZM3 4V3H2ZM5 4V3H4ZM13 4H14V2H13ZM26 4V3H25ZM34 4V3H33ZM42 4V3H41ZM49 4V3H48ZM56 4V5H57ZM102 4V3H101ZM104 4H105V2H104ZM120 3H118L117 5L119 6V8H117V9H120V11L119 12H121L123 9H125V7L123 8V6H122V4L124 5L125 4V0H124V3L122 2L121 3V6H122V9H121V7H120V5H119ZM141 4V3H140ZM183 4H184V2H183ZM192 4H193V2H192ZM207 4V3H206ZM205 4V5H206ZM209 4V5H210ZM28 5V4H27ZM69 5V4H68ZM73 5H75V3L74 4H72V6H70V7H73ZM78 5V4H77ZM86 5V4H85ZM109 5V4H108ZM127 5V4H126ZM131 5V4H130ZM139 5V4H138ZM137 5V6H138ZM143 5H144V3H143ZM164 6L166 5L165 3L163 4ZM168 5V4H167ZM191 5V4H190ZM6 6V5H5ZM30 7H31V5H29ZM49 6V5H48ZM52 6H54V4L52 5ZM88 6V5H87ZM97 7H98V5H96ZM103 6V5H102ZM146 6V5H145ZM149 6V5H148ZM152 6V5H151ZM164 6H161V7H164ZM176 6H177V4H176ZM183 6H186V5H182V7ZM200 6V5H199ZM203 6V5H202ZM4 6H2V8H3ZM7 7V6H6ZM6 7H4V8H6ZM9 7V6H8ZM7 7V8H8ZM11 7V6H10ZM14 6H12V8H13ZM69 7V6H68ZM74 7H76V5L74 6ZM82 6H79V7H77V9L75 10V12L78 10V8H81ZM85 6L83 5V8H84ZM188 7H189V5H188ZM195 7V6H194ZM193 7V8H194ZM206 7H208L207 5H206ZM1 8V7H0ZM17 8V7H16ZM19 8V7H18ZM17 8V9H18ZM53 8H56V7H53ZM57 8H59V7H57ZM60 8H63V7H60ZM67 8V7H66ZM90 7H88V8H86L87 10L89 9ZM93 7H91V9H92ZM105 8H107V7H105ZM105 8H103V9H105ZM115 8H114V13H116V11H115ZM140 8H142V6L140 7ZM144 8V7H143ZM142 8V9H143ZM148 8V7H147ZM149 8H151L150 6H149ZM168 8H169V6H168ZM181 8V7H180ZM202 7L200 6L199 7V9H201ZM214 8H215V5H214ZM217 8V7H216ZM15 9V8H14ZM42 8H40V10H41ZM46 9V8H45ZM64 9V8H63ZM72 9V8H71ZM91 9L89 10L90 12H91ZM94 9V8H93ZM96 9H98V8H96ZM99 9H101V8H99ZM113 9V8H112ZM111 9V10H112ZM132 9V8H131ZM172 9V8H171ZM177 9V8H176ZM203 9H204V7H203ZM209 9V8H208ZM208 9L206 8V11H207V13L209 14V11H208ZM2 10H4V9H2ZM9 10H11V9H9ZM23 10H24V8H23ZM29 10V9H28ZM27 10V12H29ZM47 10V9H46ZM51 10H52V7H51ZM51 10H49V13H50V11ZM57 9H55V11H56ZM60 10V9H59ZM65 10V9H64ZM106 10V9H105ZM108 10V9H107ZM111 10H109V12H113V11H111ZM137 10H138V8H137ZM146 10V9H145ZM148 10H150V9H148ZM152 10V9H151ZM163 10H165V9H163ZM167 10V12H168V10L169 9H166ZM183 10V9H182ZM191 10H192V7H191ZM202 10V9H201ZM214 10H216V9H214ZM26 11V10H25ZM71 11V10H70ZM73 11V13H74V10H72ZM80 11V10H79ZM82 11H83V9H82ZM99 11H101V10H99ZM129 11V10H128ZM141 11V10H140ZM147 11V10H146ZM153 11V10H152ZM152 11H148L149 13H151ZM154 11H155V9H154ZM193 11V10H192ZM195 11V10H194ZM205 11V10H204ZM212 11H213V8H212ZM217 12L216 13H218V11H220L219 9L218 10H216ZM2 12V11H1ZM6 11H4V13H5ZM19 12V11H18ZM44 12H45V10H44ZM47 12V11H46ZM57 12H58V10H57ZM62 12H63V10L61 11V15H63L62 14ZM66 11H64V13H65ZM89 12V13H90ZM93 10H92V13H91V15L93 14ZM96 12H97V10H96ZM106 12V11H105ZM165 12V11H164ZM189 12H191V11H189ZM3 13V14H4ZM53 13H55V12H53ZM67 13H69L68 12V9H67ZM70 13H72V12H70ZM73 13H72V15H73ZM99 13V12H98ZM111 13H110V15H111ZM114 13H112V15L114 16L115 14ZM118 13V12H117ZM125 12H121V14H123V15H127V13L126 14H124ZM132 13V12H131ZM139 13V12H138ZM169 13V12H168ZM172 13H173V11H172ZM200 13H201V11H200ZM202 13H204V12H202ZM201 13V14H202ZM213 13V14H212ZM212 13H210L211 15H214V16H216L217 14H214L215 13V11L214 12H212ZM1 14L2 13H0V16H1ZM6 14H8V12H6ZM6 14H5V16H6ZM9 14H11V13H9ZM56 14V13H55ZM59 14V16H61ZM96 14V13H95ZM105 14V13H104ZM103 14V15H104ZM146 14V13H145ZM154 15H155V13H153ZM182 14V13H181ZM190 14V13H189ZM195 14V13H194ZM204 14H206V13H204ZM220 14V13H219ZM218 14V15H219ZM259 14H260V16L261 17H259ZM12 15V14H11ZM14 15V14H13ZM39 15V14H38ZM58 15V14H57ZM65 15H68V14H66L65 13ZM74 15H75V13H74ZM76 15H78V12H77V14ZM79 15H80V12H79ZM89 16H90V14H88ZM102 15V16H103ZM110 15H104V17L105 16H110ZM111 15V16H112ZM122 15V16H123ZM129 15H130V13H129ZM158 15V14H157ZM156 15V16H157ZM221 15V16H222ZM257 15H258V18H257ZM4 16V15H3ZM2 16V17H3ZM5 16L3 17V18H5ZM14 16H16V15H14ZM17 16H18V14H17ZM16 16V17H17ZM34 16V15H33ZM37 16V15H36ZM53 16V15H52ZM56 16V15H55ZM55 16H53V18L55 17ZM98 16V15H97ZM131 16V15H130ZM151 16H153V15H151ZM172 16V15H171ZM178 16V15H177ZM214 16H212V17H214ZM220 16V15H219ZM10 17V15L7 17V18H9ZM64 18H65V16H63ZM68 17H70V15H68ZM74 17V16H73ZM73 17H70V19L71 18H73ZM79 17V16H78ZM101 16L99 15V18H100ZM127 18H128V15L126 16ZM140 17V16H139ZM150 17V16H149ZM164 17V16H163ZM168 18H169V16H167ZM211 17V16H210ZM209 17V18H210ZM1 18V17H0ZM12 18V17H11ZM17 18H19V17H17ZM46 18H48V17H46ZM52 18V19H53ZM56 18V17H55ZM60 18V17H59ZM59 18L57 19L58 21H59V23L61 24L62 22H63V20L61 19V21L59 20ZM67 18V17H66ZM65 18V19H66ZM80 18V17H79ZM77 19V20H79V21H76V22H80V19ZM96 18H98V17H95L94 19H96ZM110 18V17H109ZM123 18H124V20H126L125 19V17L123 16ZM131 18H132V16H131ZM143 18H144V16H143ZM145 18H146V15H145ZM165 18H166V16H165ZM164 18V19H165ZM202 18V17H201ZM70 19H67V20H69V21H71ZM86 19H87V17H86ZM90 19V18H89ZM91 19H92V17H91ZM105 19V18H104ZM107 19V18H106ZM149 19H151V18H149ZM155 19V18H154ZM153 19V20H154ZM190 19H191V17H190ZM1 20V19H0ZM3 20H6V19H3ZM8 20H12V19H8ZM21 20V19H20ZM28 20V19H27ZM45 20V19H44ZM53 20H55V19H53ZM66 20V21H67ZM82 20H83V18H82ZM85 20V19H84ZM83 20V23H85L86 24V22L88 23V21H90V20H88V21H84ZM99 20V19H98ZM128 20H129V18H128ZM155 20H157V19H155ZM155 20L154 21H152V23L154 24L155 23ZM169 20V19H168ZM166 21V22H171V21ZM170 20H171V18H170ZM182 20H184L185 21V19H182ZM14 21H16L15 19L12 21V22H14ZM22 21H23V19H22ZM38 21H39V19H38ZM68 21V22H69ZM94 20H91L90 22H93ZM110 21V20H109ZM131 21H132V19H131ZM131 21L129 20V22H130V25L129 24H127L128 25V27L130 26H132V24H131ZM173 21V20H172ZM176 21V20H175ZM181 21V20H180ZM202 21V20H201ZM200 21V22H201ZM204 21H205V19H204ZM207 21V20H206ZM20 21H18V23H19ZM32 22V21H31ZM36 22V21H35ZM54 22V21H53ZM65 22V21H64ZM63 22V23H64ZM68 22H65L64 24L62 23V25H65L66 23H68ZM82 22V21H81ZM127 22V21H126ZM147 22H150L149 23V25L150 24H152L151 23V20L150 21H147ZM161 22L163 23V21L161 20ZM166 22L164 21V23L166 24ZM176 22H178V21H176ZM191 22V21H190ZM1 23H3V22H1ZM18 23H16V24H18ZM21 23V22H20ZM40 23V22H39ZM49 23V22H48ZM50 23H51V21H50ZM58 23V22H57ZM57 23H55L56 24V26H57ZM82 23V24H83ZM98 23H99V21H98ZM97 23V25H99ZM123 23V22H122ZM128 23V22H127ZM145 23V22H144ZM168 23V24H169ZM180 23V22H179ZM4 24H5V22H4ZM13 24V23H12ZM24 24V23H23ZM47 24V23H46ZM74 24H76L75 22H74ZM81 24V23H80ZM80 24H79V26L78 27H80ZM88 24H90V23H88ZM96 24V23H95ZM121 23H119L118 25H120ZM145 24H147V26H148V23H145ZM159 24V23H158ZM161 24V23H160ZM171 24V23H170ZM169 24V25H170ZM186 24V23H185ZM188 24V23H187ZM191 24V23H190ZM15 25V24H14ZM31 25V24H30ZM34 25H36V24H34ZM62 25L61 26H58V27H60V28H62L61 30L62 31H64V32H68L67 30L65 31V30H63V27H62ZM97 25H95V26H97ZM108 25V24H107ZM126 25V26H127ZM163 25V24H162ZM173 25H175V24H173ZM44 26H46V25H44ZM43 26V27H44ZM55 26V25H54ZM54 26H52V28L51 29H53L54 28ZM55 26V27H56ZM70 26H72V27H74L75 28V26L77 27V25H74L73 26V24H71ZM94 26V27H95ZM109 26H111V25H109ZM113 26V25H112ZM124 25H120V26H118L119 27V29H121V27H122V29L121 30H117L118 28L117 27H115V28H117V29H113V31H115V30H117L116 32H120V34H122V35H128L127 33L125 34V31H129L127 28H125V27H123ZM154 25H152V27H153ZM161 26V25H160ZM166 27L168 26V25H165ZM171 26H172V24H171ZM171 26H169L170 27V29L172 28V31H174L173 30V27H171ZM180 26V25H179ZM212 26V25H211ZM1 27V26H0ZM6 27H8V26H6ZM5 27V28H6ZM10 27V26H9ZM8 27V28H9ZM40 27V26H39ZM51 27V26H50ZM49 27V28H50ZM82 27H83V25H82ZM81 27V28H82ZM86 27L87 28H89L88 27V25L86 24ZM91 27V26H90ZM92 28L93 30L95 29V28ZM100 27H101V25H100ZM99 27V28H100ZM175 27V26H174ZM214 27V26H213ZM7 28V29H8ZM47 28V27H46ZM64 28H66V26L64 27ZM87 28H83V29H87ZM98 28V29H99ZM102 29H101V31L103 30V27H101ZM111 28V27H110ZM131 28H133V27H131ZM131 28H130V30H131ZM153 28H155V27H153ZM152 28V29H153ZM156 28H157V26H156ZM182 28V27H181ZM180 28V29H181ZM190 28V27H189ZM188 28V29H189ZM193 28V27H192ZM214 28V29H215ZM10 29V28H9ZM14 29V28H13ZM19 29V28H18ZM17 29V30H18ZM28 29V28H27ZM31 29H32V27H31ZM34 29V28H33ZM37 29V28H36ZM35 29V30H36ZM57 29V28H56ZM56 29H53V30H55L56 31ZM59 29V28H58ZM57 29V31H60V30H58ZM68 29V28H67ZM73 29V28H72ZM83 29L81 30L80 29V31H83ZM91 29V28H90ZM97 29V28H96ZM127 29V30H126ZM134 29V28H133ZM162 29V28H161ZM165 29V35H166V28H164ZM163 29V30H164ZM169 29V28H168ZM175 29V28H174ZM177 29H179V28H177ZM183 29V28H182ZM182 29H181V32H182ZM209 29V28H208ZM210 29H213L212 27L210 28ZM209 29V30H210ZM259 29V30H258ZM2 30H3V26H2ZM16 30V29H15ZM21 30H23V29H21ZM35 30H33V32H31V33H34V31ZM42 30V29H41ZM48 30V29H47ZM46 30V31H47ZM74 30H76V29H74ZM73 30V31H74ZM135 30V29H134ZM134 30L132 31V32H134ZM149 30H151V28L149 29ZM187 30V29H186ZM4 31H5V29H4ZM4 31H2L1 32V35H2V33H3V35H4ZM32 31V30H31ZM37 31V30H36ZM61 31V32H62ZM100 31V30H99ZM152 31V30H151ZM153 31H155V30H153ZM168 31H170V30H168ZM167 31V32H168ZM176 32H179L178 34H180V31H178V30H175ZM174 31V32H175ZM208 31V30H207ZM258 31H263V32H261V33H259V36H257L256 34L258 33ZM9 32V31H8ZM12 32V31H11ZM16 32V31H15ZM15 32L13 33V35L12 36H14V34H15ZM21 32V31H20ZM70 32V31H69ZM84 32V31H83ZM98 32V31H97ZM158 32H161V31H158ZM158 32H154V33H156V35L155 36H157V37H155V36H152L151 35V38L153 39V37L154 38H158V35H157V33ZM189 32H190V30H189ZM17 33H19V31L17 32ZM26 33V32H25ZM51 33H52V30H51ZM72 33H75V31L74 32H72ZM71 33V34H72ZM77 33H78V30H77ZM96 33V32H95ZM95 33H93L94 35H96ZM99 33V32H98ZM109 33V32H108ZM113 33V32H112ZM111 33V34H112ZM131 33V32H130ZM130 33H129V35H130ZM146 33H148V32H146ZM152 33V32H151ZM162 33H164V31L162 32ZM201 33V32H200ZM11 34V33H10ZM9 34V35H10ZM26 34H29V33H26ZM53 34V33H52ZM57 34V33H56ZM56 34H54V35H56ZM59 35H60V33H58ZM67 34V33H66ZM100 34V33H99ZM103 34V33H102ZM119 34V33H118ZM145 34V33H144ZM160 34V33H159ZM167 34H169V33H167ZM170 34H171V32H170ZM172 34H173V32H172ZM176 34V36H177V33H175ZM204 34V33H203ZM3 35H2V37H3ZM23 35H25L24 33H23ZM30 35V34H29ZM44 35V34H43ZM58 35V37H59V39H60V37L61 36H59ZM62 35H63V33H62ZM64 35H65V33H64ZM73 35H75V34H73ZM94 35H91L90 34V37L91 36H94ZM148 35V34H147ZM161 35V34H160ZM201 35V34H200ZM257 36V38H254V36ZM15 36H17L16 34H15ZM26 36V35H25ZM31 36H33V35H31ZM47 36H48V34H47ZM53 36V35H52ZM57 36V35H56ZM69 36H70V33H69ZM76 36V35H75ZM98 36V35H97ZM104 36V35H103ZM102 35H101V37L99 36V37H97V38H95V40L93 39L92 40V43L93 44H95V41H97L96 42V45L99 43V42H101V43H103L104 41H101V40H103L102 39V37H103ZM131 36V35H130ZM129 36V38L130 39H132V41L134 40L133 39V36L132 37H130ZM163 35H161V37H162ZM167 37H169V35H166ZM165 36V37H166ZM173 36V35H172ZM171 36V37H172ZM181 36V35H180ZM208 36H210V35H208ZM10 37V39H11V35L9 36ZM55 37V36H54ZM66 37V36H65ZM77 37V36H76ZM76 37H75V39H76ZM139 37V36H138ZM137 37V38H138ZM149 37V36H148ZM196 37V36H195ZM201 37V36H200ZM13 38V37H12ZM17 38V37H16ZM21 38V37H20ZM27 38V37H26ZM35 38V37H34ZM50 38V37H49ZM63 39H64V37H62ZM89 38V37H88ZM136 38V37H135ZM139 38H141V36L139 37ZM175 38V37H174ZM177 38V37H176ZM178 38H179V36H178ZM182 38V37H181ZM180 38V39H181ZM194 38V37H193ZM6 39H8V37L6 38ZM9 39V40H10ZM22 39H23V36H22ZM40 39V38H39ZM67 39V38H66ZM69 39H70V37H69ZM69 39H68V41H69ZM73 39V43H74V38H72ZM97 39V40H96ZM129 39V40H130ZM144 39V38H143ZM146 39V38H145ZM159 39H161V38H158L157 40L156 39H153L155 42L156 41H159ZM184 39V38H183ZM199 39V38H198ZM55 40V39H54ZM77 40V39H76ZM86 39H84V41H85ZM115 40V39H114ZM113 40V41H114ZM136 40V39H135ZM164 40V39H163ZM166 40V39H165ZM169 40H172V39H169ZM175 40V39H174ZM173 40V41H174ZM177 40V39H176ZM175 40V41H176ZM186 40H188V39H186ZM193 40V39H192ZM203 40V39H202ZM15 41H16V39H15ZM21 41V40H20ZM20 41H19V45L22 43V41H21V43H20ZM46 41V40H45ZM66 41V40H65ZM71 41L72 40H70L67 44H69V43H71ZM131 41V40H130ZM141 41V40H140ZM147 41V40H146ZM161 41V40H160ZM159 41V42H160ZM174 41V42H175ZM181 41H183V40H181ZM180 41V44L182 43L183 44V42H181ZM194 41V40H193ZM239 41V42H238ZM6 42H8V41H6ZM11 42H12V40H11ZM59 42V41H58ZM77 42V41H76ZM134 42H136V41H134ZM134 42H132V44L134 43ZM171 42V41H170ZM187 42V41H186ZM1 43L2 42H0V45H1ZM8 43H10V42H8ZM8 43H6V44H8ZM29 43V42H28ZM27 43V44H28ZM31 43V42H30ZM60 43H61V41H60ZM65 43V42H64ZM82 43H84L83 41H82ZM90 42H87V44L90 46V44H89ZM143 43V42H142ZM148 43V42H147ZM146 42H145V44L146 45H148V44H151V42L150 43H148L147 44ZM161 43H162V41H161ZM161 43L159 44V45H161ZM176 43H177V41H176ZM196 44H199V41H196L195 42ZM243 43V42H242ZM26 44V45H27ZM59 44V43H58ZM67 44H66V46H67ZM77 44H78V42H77ZM85 44V43H84ZM84 44H82V45H84ZM105 44V43H104ZM114 44V43H113ZM136 45H137V43H135ZM144 44V43H143ZM144 44V45H145ZM179 44V45H180ZM201 44V43H200ZM2 45H4V43H2ZM22 45V44H21ZM40 45V44H39ZM63 45V44H62ZM78 45H80V42H79V44ZM100 45V44H99ZM99 45H97L96 46V49L98 48V51H100V49L102 48V46L100 45V47H99ZM146 45H145V47H146ZM155 45V44H154ZM153 45V46H154ZM178 44H177V46H179ZM189 45V44H188ZM202 45H203V42H202ZM23 46H25V45H23ZM29 46V45H28ZM59 46V45H58ZM66 46H64V47H66ZM69 46V45H68ZM74 46H76L77 48H78V50H80L79 49V47L81 46H77L76 45V43L74 44ZM74 46H73V48H74ZM86 46V45H85ZM91 46H92V44H91ZM90 46V47H91ZM104 46V45H103ZM124 46V45H123ZM132 46H135L134 44L132 45ZM138 46V45H137ZM158 46V45H157ZM161 46H164V43H163V45H161ZM166 46V45H165ZM184 46V45H183ZM182 46V47H183ZM187 46V45H186ZM3 47V46H2ZM6 47H8V46H6ZM11 47V46H10ZM9 47V48H10ZM37 47V46H36ZM56 47V46H55ZM84 47V46H83ZM166 47H168V46H166ZM166 47H163L162 48V50H165V48ZM176 47V46H175ZM180 47H181V45H180ZM9 48H7V49H9ZM23 47H21V49H22ZM27 48V47H26ZM43 48V47H42ZM63 48V47H62ZM67 48V47H66ZM70 48V47H69ZM72 48V47H71ZM138 48V47H137ZM147 48H149V46L147 47ZM169 48H171V47H169ZM168 48V49H169ZM184 49H186L185 47H183ZM189 48V47H188ZM192 48H193V46H192ZM4 49H5V47H4ZM13 49V47H11L10 48V50H12ZM84 49H86V48H84ZM88 49V48H87ZM92 49H94V48H92ZM153 49V51H154V48H152ZM173 49H174V47H173ZM176 49V48H175ZM174 49V50H175ZM182 49V48H181ZM180 48H179V50H181ZM207 49V48H206ZM9 50V51H10ZM28 50H30V49H28ZM28 50H26V51H28ZM64 50H67V49H65L64 48ZM70 50V49H69ZM69 50L67 51V53L69 52ZM95 50V49H94ZM162 50H161V52H162ZM177 50V49H176ZM193 50V49H192ZM194 50H196V48L194 49ZM193 50V51H194ZM209 50V49H208ZM212 50V49H211ZM214 50V49H213ZM4 51H7V50H4ZM3 51V52H4ZM32 51V50H31ZM75 51H77V50H75ZM83 51H85V50H83ZM166 51V50H165ZM168 51H171L170 49L168 50ZM183 51V49L181 50V52ZM187 51V50H186ZM189 51V50H188ZM200 51V50H199ZM229 51V52H228ZM11 52V51H10ZM12 52H14V49H13V51ZM33 52H36V50L35 51H33ZM55 52V51H54ZM58 52V51H57ZM59 52H60V50H59ZM63 52V51H62ZM61 52V53H62ZM70 52H71V50H70ZM73 52V51H72ZM97 52V51H96ZM145 52H146V50H145ZM145 52H143V53H145ZM147 52H150V51H148L147 50ZM158 52V51H157ZM164 52V51H163ZM175 52V51H174ZM185 52V51H184ZM191 52V51H190ZM196 52V51H195ZM194 52V53H195ZM201 52V51H200ZM212 52V51H211ZM236 52V53H237ZM9 53V52H8ZM16 53V52H15ZM37 53V52H36ZM136 53V52H135ZM140 53V52H139ZM154 53H156V51H154ZM165 53H167V51L165 52ZM165 53H164V55H165ZM187 53H189V52H187ZM239 53V52H238ZM237 53V54H238ZM4 54V53H3ZM6 54L7 53H5V55H4V57L6 56ZM33 54V53H32ZM40 54V53H39ZM60 54V53H59ZM70 54V53H69ZM72 54V53H71ZM70 54V55H71ZM81 54H83V52L81 53ZM132 54H133V52H132ZM131 54V55H132ZM136 54H138V53H136ZM160 54V53H159ZM168 54V53H167ZM166 54V55H167ZM170 54V53H169ZM173 54V53H172ZM183 54V53H182ZM181 54V55H182ZM190 54V53H189ZM216 54H214V57H215V55ZM246 54V53H245ZM15 55V54H14ZM17 55V54H16ZM20 55V54H19ZM18 55V56H19ZM63 55V54H62ZM68 54H66V56L65 57H67V58H69L68 56H67ZM74 55V53L72 54V56ZM79 55V54H78ZM77 55V56H78ZM154 55V54H153ZM163 55V54H162ZM162 55H160V56H162ZM181 55L179 56V54L177 55V56H179V58H182L181 57ZM184 55V54H183ZM186 55V54H185ZM191 55V54H190ZM189 55V56H190ZM201 55H202V53H201ZM239 55V54H238ZM10 56V55H9ZM38 56V55H37ZM54 56V55H53ZM76 56V55H75ZM81 55H79V57H80ZM169 56V55H168ZM170 56H171V58H172V55L170 54ZM174 56V55H173ZM188 55H187V57H189ZM205 56V55H204ZM219 56H222V55H219ZM233 56V55H232ZM64 57V56H63ZM64 57V58H65ZM133 57V55L131 56V58ZM137 57V56H136ZM135 57V58H136ZM147 58H148V56H146ZM150 57H152V56H150ZM175 57V56H174ZM174 57L172 58V59H174ZM184 57V56H183ZM210 57H211V55H210ZM217 57H218V55H217ZM224 57H225V55H224ZM229 57V56H228ZM237 57V56H236ZM237 57V58H238ZM9 59H11V57H8ZM16 58V57H15ZM19 58V57H18ZM60 59L62 58V57H59ZM134 58V57H133ZM170 58V59H171ZM190 58V57H189ZM209 58V57H208ZM212 58V57H211ZM6 59V58H5ZM13 59V58H12ZM66 59V58H65ZM155 59H157V58H155ZM168 59V58H167ZM166 59V60H167ZM169 59V60H170ZM213 59H215V58H213ZM218 59V58H217ZM238 59V60H239ZM50 60V59H49ZM62 60V59H61ZM68 60V59H67ZM67 60H65V62H61V63H66V61ZM133 60V59H132ZM181 60V59H180ZM182 60H184V58H182ZM192 60H195L194 58H192ZM201 60V59H200ZM219 60V59H218ZM222 60V59H221ZM230 60V59H229ZM3 61H4V59H3ZM11 61V60H10ZM10 61H8V60H6V62H10ZM14 61V60H13ZM57 61V60H56ZM69 61V60H68ZM90 61H91V59H90ZM89 61V62H90ZM156 61V60H155ZM154 61V62H155ZM164 61V60H163ZM175 61H177V59L175 60ZM179 61V60H178ZM186 61V64L188 63L187 62V60H185ZM185 61H183L184 63H185ZM18 62V61H17ZM60 62V61H59ZM59 62H56V63H59ZM87 62H88V60H87ZM89 62L87 63V64H89ZM130 62V61H129ZM135 62V61H134ZM167 62H168V60H167ZM170 62V61H169ZM191 62V61H190ZM197 62H198V60H197ZM4 63H5V61H4ZM4 63H2V64H4ZM7 63V64H8ZM11 63V62H10ZM55 63V64H56ZM131 63H133L132 61H131ZM131 63H129V64H131ZM171 63V62H170ZM173 63H174V61H173ZM173 63L170 65V64H168V63H164L163 64V66H162V68H163V71H164V73H167V70H168V66H170L171 68V70L173 71V69L174 68H177L178 66L176 65L174 68L172 67V65H173ZM176 63V62H175ZM179 63V62H178ZM209 63V62H208ZM222 63V62H221ZM245 63V64H246ZM0 64H1V62H0ZM6 64V63H5ZM4 64V65H5ZM15 64H18L19 65V63H15ZM83 64V63H82ZM86 64V63H85ZM85 64H83L84 66H85ZM129 64H128V67H132V65H130L129 66ZM143 64V63H142ZM181 64H182V62H181ZM186 64H184V66L186 65ZM193 64V63H192ZM194 64H195V62H194ZM193 64V65H194ZM233 64H234V62H233ZM236 64V63H235ZM241 64H244V63H241ZM246 64V65H247ZM50 65V64H49ZM60 65V63L58 64V66ZM64 65V64H63ZM63 65H61V68H62V66ZM68 65H69V62H68V64H66V67L67 68H65L64 69V67H63V69L65 70V71H67L68 73H66V74H68L69 75V68H68ZM73 65V64H72ZM76 66H77V64H75ZM79 65H81V64H79ZM78 65V66H79ZM137 65V64H136ZM136 65H134L133 67H135ZM175 65V64H174ZM179 65V64H178ZM201 65V64H200ZM203 65V64H202ZM205 65V64H204ZM220 64H218V66H219ZM240 65V64H239ZM246 65H244V66H246ZM248 65V66H249ZM1 66H3V65H1ZM1 66H0V68H1ZM7 66V65H6ZM16 66V65H15ZM57 66V64H56V68H59ZM71 66V65H70ZM77 66V71L80 69L79 67ZM87 66V65H86ZM85 66V67H86ZM93 66V65H92ZM97 66V65H96ZM183 66V67H184ZM187 66L189 67V64H187ZM192 65H190V67H191ZM211 66V65H210ZM232 66V65H231ZM234 66V65H233ZM243 66V65H242ZM243 66V67H244ZM5 66H3V68H4ZM11 67V66H10ZM13 67V66H12ZM53 67V66H52ZM89 67H91V66H89ZM94 67V66H93ZM130 67V68H131ZM213 67V66H212ZM217 67V66H216ZM219 67H221V66H219ZM243 67H242V70H243ZM247 67V66H246ZM18 68V67H17ZM51 68V67H50ZM55 68V70H58V69H56ZM61 68H59L60 70L59 71H63V73L65 74V71L64 70H61ZM73 68H75V67H72V69L70 70V72L72 71V70H74ZM82 68H84V67H82ZM82 68H81V70H82ZM119 68V67H118ZM137 68V66L135 67V69ZM198 68V70H196ZM238 68H239V66H238ZM9 69V68H8ZM7 69V70H8ZM20 69V68H19ZM48 69V68H47ZM69 69V70H68ZM86 69V68H85ZM85 69H83V70H85ZM93 69V68H92ZM120 69V68H119ZM140 69H141V67H140ZM181 69V68H180ZM222 69H223V67H222ZM226 69V68H225ZM224 69V70H225ZM21 70V69H20ZM90 69H88V71H89ZM116 70H117V68H116ZM132 71H133V68L131 69ZM130 70V71H131ZM136 70H138V69H136ZM135 70V71H136ZM185 70H186V68H185ZM230 70V69H229ZM236 70V69H235ZM234 70V73L236 72ZM238 70V72H239V69H237ZM245 70V69H244ZM243 70V71H244ZM9 71V70H8ZM11 71V70H10ZM87 70H85V71H83V72H86ZM118 71V70H117ZM122 71V70H121ZM128 71H129V68H128ZM127 71V72H128ZM130 71H129V74H130ZM175 71V70H174ZM179 71V70H178ZM182 71V70H181ZM189 70H187V72H188ZM207 70H206V67H204V66H198V67H196L195 69H194V67H193V69L190 71V72H188L187 74H181V72H178L177 73V69H176V71L173 73V75H172V82L170 83L171 84V86H172V88H169V89H167V90H165L164 92L162 91L161 92V94H160V91L163 89L162 87H161V90L160 91H158V89L157 88H159V86L158 87H155L158 83H159V81L157 82V84H154V85H150L149 86V92L148 91H146L147 93H144V97H143V100L145 99V96H146V94H147V96H148V99H149V102H148V99H145V100H147V106H150V108L149 109H151L152 107H159V108H161L162 106H161V101H163V99L166 101V97H168L169 96V93H171V94H173L174 96L176 95V93H182V92H186V91H191V93H195L192 89H195V91L196 90H198L199 92H200V96H199V99L198 100H196L197 101V109H199V111H200V114H203V116L205 115L207 118H209V117H211V114L212 113H216V111H214V112H212V113H210V111L213 109V108H215L214 106L218 103L217 102V100H218V98L214 101V103L216 102V104L214 105V103H212V101H211V104H213L212 106H213V108H211V109H209L208 108V110H207V106H209L210 104L208 103V102H210V100H213V99H211V97H212V94L210 93L211 92V87L213 86V84L216 82V85H218L219 84V82L221 81H219V80H217V79H215V80H210V75H208V73L206 72ZM215 71V70H214ZM220 71V70H219ZM219 71H216V72H219ZM56 72V71H55ZM58 72V71H57ZM61 72H58V73H60L61 74ZM73 73H74V71H72ZM75 72H76V68H75ZM92 71H90V73H91ZM139 72V74H138V76L139 77H141V71H138ZM153 72V71H152ZM161 72V71H160ZM184 72V71H183ZM227 72V71H226ZM225 72V73H226ZM12 73V72H11ZM29 73V72H28ZM50 73V71L48 72V73H46V74H49ZM57 73V74H58ZM62 73V74H63ZM79 73H81L82 74V72L80 71ZM87 73H89V72H86V74ZM89 73V74H90ZM114 73H116V74H118L116 71L114 72ZM135 73V74H136ZM162 73V72H161ZM221 73H223V71H221ZM220 73V74H221ZM233 73V72H232ZM10 74V73H9ZM8 74V75H9ZM55 74V73H54ZM59 74V75H60ZM63 74V75H64ZM70 74H72V73H70ZM81 74H79V75H81ZM84 74L85 73H83V76H84ZM89 74H88V76H86L87 78L89 77H91V76H89ZM92 74V73H91ZM101 74V73H100ZM112 75H113V72L111 73ZM120 74V73H119ZM129 74H128V76H129ZM133 74V73H132ZM134 74V75H135ZM150 74V73H149ZM160 74V73H159ZM168 74V73H167ZM167 74H165V75H167ZM174 74H176V75H174ZM231 74V73H230ZM229 74V75H230ZM1 75V74H0ZM11 75V74H10ZM10 75H9V78H7L8 76L6 75L5 77H6V82L4 83V81H1V82H3L4 84H2L1 82H0V85L2 84V88H4L3 87V85H5L6 83H8V85L10 84L8 81H7V79H11L10 78ZM18 75V74H17ZM23 76L25 75L26 76V72H25V74H22ZM53 75V74H52ZM68 75H65V76H68ZM73 75V74H72ZM134 75H132L133 77H134ZM164 75V76H165ZM226 75V74H225ZM238 75H239V73H238ZM237 75V76H238ZM12 76V75H11ZM21 76V75H20ZM28 76V75H27ZM26 76V77H27ZM48 76H51V75H48ZM55 76H57V75H55ZM54 76V77H55ZM65 76H62L61 75V79L59 78V77H55V78H59V80H64V79H62L63 77H65ZM69 76H71V75H69ZM115 76V75H114ZM119 76V75H118ZM131 76V77H132ZM138 76L137 75H135V77L139 80V78H138ZM162 76V75H161ZM163 76V77H164ZM176 76V77H175ZM2 77V75L0 76V78ZM47 76H45V78H46ZM52 77V76H51ZM53 77V78H54ZM75 77H78L77 76V74L76 75H74V78ZM93 77V76H92ZM92 77H91V79H92ZM116 77V76H115ZM131 77H128V78H131ZM154 77V76H153ZM160 77V76H159ZM167 77V80H169V75H167L166 76ZM209 77V78H208ZM215 77V76H214ZM217 77V76H216ZM221 77H223V76H221ZM245 77V76H244ZM243 77V78H244ZM15 78V77H14ZM18 78H19V76H18ZM66 78H70L69 80H71V78L72 77H66ZM83 78V77H82ZM82 78H77V80L78 79H82ZM84 78H85V76H84ZM83 78V79H84ZM86 78V79H87ZM89 78H88V80H89ZM114 78V77H113ZM127 78V77H126ZM235 78H237V77H235ZM242 78V77H241ZM13 79V78H12ZM16 79V78H15ZM29 79V78H28ZM76 79V78H75ZM93 79H95L94 81H92V82H95L96 81V77H93ZM92 79V80H93ZM117 79V78H116ZM118 79H120V77L118 78ZM133 80L135 79V78H132ZM136 79V80H137ZM141 79V78H140ZM163 79H165L166 80V78H163ZM245 79V78H244ZM4 80V79H3ZM55 80V79H54ZM59 80L57 81V82H59ZM73 80V79H72ZM85 80V79H84ZM100 80V79H99ZM98 80V83L97 82H95V84L97 83V84H99L101 81H99ZM114 80V79H113ZM131 80V79H130ZM135 80V81H136ZM138 80L136 81V82H138ZM146 80V79H145ZM144 80V81H145ZM153 80V79H152ZM164 80V81H165ZM176 80V81H175ZM35 81V80H34ZM34 81H33V83H34ZM56 81V80H55ZM140 82H141V80H139ZM156 80H154L153 82H155ZM240 81V80H239ZM12 82V81H11ZM22 82V81H21ZM30 82V81H29ZM28 82V83H29ZM40 82V81H39ZM56 82V83H57ZM62 83H63V81H61ZM60 82V83H61ZM71 82V81H70ZM75 82H77L76 80H75ZM83 82V81H82ZM84 82H86V81H84ZM92 82H90V84L92 85L93 83ZM143 82V81H142ZM230 82H232V81H230ZM238 82V81H237ZM241 82V81H240ZM65 83H66V81H65ZM87 84L89 83L88 81L86 82ZM104 83V82H103ZM133 83H135L134 81H133ZM239 83V82H238ZM12 85L14 84V83H11ZM18 84V83H17ZM23 84V83H22ZM39 84V83H38ZM80 84V83H79ZM84 84V83H83ZM86 84V85H87ZM90 84H89V86H87V88L88 87H90ZM94 84V85H95ZM96 84V86H100V84L99 85H97ZM106 84V83H105ZM105 84H102V85H105ZM223 84V83H222ZM236 84V83H235ZM239 84H241V83H239ZM259 84V83H258ZM15 85V84H14ZM14 85H13V88H14ZM41 85V82H40V84H39V86ZM46 85V84H45ZM62 85V84H61ZM60 85V86H61ZM74 85V84H73ZM85 85V84H84ZM106 85H109V84H106ZM131 85V84H130ZM137 85H140L141 86V83H138ZM163 85V84H162ZM216 85H214V86H216ZM221 85V84H220ZM238 85V84H237ZM11 86V85H10ZM16 86V85H15ZM22 86V85H21ZM35 86V85H34ZM38 86V88H40ZM72 86V85H71ZM76 86V85H75ZM111 86V85H110ZM108 87V88H106V89H108V90H110L109 88H111V87ZM113 86V85H112ZM135 86H136V84H135ZM146 86H147V82H146ZM168 86H169V84H168ZM233 86V85H232ZM260 86V85H259ZM1 87V86H0ZM5 87H7V85L5 86ZM9 87V86H8ZM18 86H16L15 87V89L17 88ZM20 87V86H19ZM23 87H24V84H23ZM23 87H21V89L23 88ZM42 87V86H41ZM44 87V86H43ZM46 87V86H45ZM67 87V86H66ZM65 87V88H66ZM79 87H81V86H79ZM105 87V86H104ZM163 87H164V85H163ZM238 87H240V86H238ZM237 87V88H238ZM11 88H12V86H11ZM30 88H31V86H30ZM29 88V89H30ZM33 88V87H32ZM53 88H55L54 87V85H53ZM85 88V87H84ZM87 88H86V90H87ZM91 88V87H90ZM103 88V87H102ZM168 88V87H167ZM221 88V87H220ZM233 88H235V90L237 89L235 86L234 87H232V89L230 90V92L231 91H233ZM257 88V87H256ZM256 88H252V90L253 89H256ZM260 88V87H259ZM5 90H6V88H4ZM15 89H14V92H15ZM18 89H20V88H18ZM34 89V88H33ZM44 89V88H43ZM47 89V88H46ZM50 89H52V88H50ZM57 89V88H56ZM62 89H63V86H62ZM61 89V90H62ZM69 89H71V88H69ZM68 89V90H69ZM77 89V88H76ZM81 89V88H80ZM115 89V88H114ZM113 89V90H114ZM136 89H137V87H136ZM228 89V88H227ZM239 89V88H238ZM3 90V89H2ZM8 90H10L9 88H8ZM22 90H24V89H22ZM26 90V89H25ZM35 90V89H34ZM33 90V91H34ZM36 90H38V89H36ZM41 90V89H40ZM59 90H60V88H59ZM78 90V89H77ZM77 90H75V91H77ZM85 90V89H84ZM85 90V91H86ZM94 89H90V91H91V93H92V91H93ZM107 90V91H108ZM145 90V89H144ZM143 90V91H144ZM210 90V91H209ZM252 90H250V92L252 91ZM260 90V89H259ZM4 91V90H3ZM2 91V92H3ZM17 91V90H16ZM27 91V90H26ZM32 91V90H31ZM42 91V90H41ZM48 91H50L49 90V88H48ZM47 91V92H48ZM84 91V92H85ZM87 91H89V90H87ZM87 91L85 92V93H87ZM105 91V90H104ZM139 91H140V88H139ZM143 91H141V93L143 92ZM209 91V92H208ZM214 91V90H213ZM212 91V93H214ZM218 91V90H217ZM226 91V90H225ZM237 91V90H236ZM248 91V92H247ZM261 92V95H262V92H264L263 90H260ZM6 92H7V90H6ZM9 92V91H8ZM7 92V93H8ZM14 92H10V94H12V93H14ZM19 92V91H18ZM18 92H15V94L17 95V93ZM35 92H37V91H35ZM54 92V91H53ZM63 92H64V89H63ZM70 92V91H69ZM74 92V91H73ZM81 92V91H80ZM83 92V91H82ZM94 92V91H93ZM135 92V91H134ZM137 92V91H136ZM135 92V94L137 95V93ZM198 92V93H199ZM208 92V93H207ZM221 92V91H220ZM219 92V93H220ZM222 92H223V90H222ZM228 92V91H227ZM235 92V91H234ZM254 92H255V90H254ZM257 92H258V90H257ZM7 93H4L5 95H7ZM38 93H39V90H38ZM45 93V92H44ZM50 93H52V92H50ZM59 93H60V91H59ZM67 93V92H66ZM77 93V92H76ZM85 93H81V94H85ZM89 94H91L90 92H88ZM103 93H105V92H103ZM103 93H102V95H103ZM109 93L110 92H108L107 94L109 95ZM211 95H210V94ZM259 93V92H258ZM257 93V95H259ZM2 93H1V89H0V95H1ZM28 94V93H27ZM46 94V93H45ZM80 94V93H79ZM78 94V95H79ZM96 94H98V93H96ZM107 94H106V96H107ZM160 94V102H156V99H155V97H156V95H157V98H158V95ZM183 94V93H182ZM197 94V93H196ZM221 94V93H220ZM223 94H224V92H223ZM222 94V95H223ZM227 94V93H226ZM232 94V93H231ZM26 95V94H25ZM42 95H43V93H42ZM47 95V94H46ZM55 95V94H54ZM61 94H59V96H60ZM64 95V94H63ZM92 95L93 94H91V97H92ZM94 95H95V93H94ZM113 95V94H112ZM131 95V94H130ZM142 95V94H141ZM173 95H172V98H173ZM179 95V94H178ZM214 95H216V97H218L217 95H219V94H214ZM214 95H213V97H214ZM235 95V94H234ZM263 95H264V93H263ZM20 96V95H19ZM32 96V95H31ZM48 96H52V95H48ZM58 96V98H60ZM65 96V95H64ZM64 96H62L63 98H64ZM67 96V95H66ZM65 96V97H66ZM88 96V95H87ZM96 96V95H95ZM104 97H105V95H103ZM114 96V95H113ZM138 96V95H137ZM140 96V95H139ZM138 96V97H139ZM143 96V95H142ZM146 96V97H147ZM187 96H188V93H187ZM190 96V95H189ZM207 96V97H206ZM220 96V95H219ZM225 96V95H224ZM229 96V95H228ZM232 96V95H231ZM230 96V97H231ZM2 97H4V96H2ZM7 97V96H6ZM14 96L13 95H11V98H13ZM21 97V96H20ZM22 97H23V95H22ZM37 97V96H36ZM77 97V96H76ZM75 97V94H74V98H76ZM81 97V96H80ZM103 97V98H104ZM109 97H111L110 95H109ZM117 97V96H116ZM116 97H114V99L116 98ZM170 97V96H169ZM176 97V96H175ZM181 97V96H180ZM180 97H178V98H180ZM221 97V96H220ZM263 97V96H262ZM1 98V97H0ZM7 98H9V99H11L10 97H7ZM16 99H17V97H15ZM14 98V99H15ZM62 98V99H63ZM71 98H73L72 96H71ZM70 98V99H71ZM73 98V99H74ZM78 98L79 97H77L76 98V100L77 101H79L78 100ZM127 98V97H126ZM129 98V97H128ZM135 98V97H134ZM133 98V99H134ZM177 98V97H176ZM177 98V99H178ZM188 98V97H187ZM222 98V97H221ZM229 98V97H228ZM232 98H233V96H232ZM1 99H3V98H1ZM0 99V100H1ZM12 100L13 101V103H14V101L15 100ZM65 100L67 99V98H64ZM63 99V100H64ZM68 99H69V96H68ZM85 99V98H84ZM83 99V97H82V100H84ZM101 99V98H100ZM105 99V98H104ZM103 99V100H104ZM112 99V98H111ZM110 99V100H111ZM123 99H125V98H123ZM168 99V98H167ZM170 100H168V102L169 101H171L172 99L171 98H169ZM182 99L183 100H185L184 99V97H182ZM182 99H181V101H180V104L181 105H183L184 104V102L186 101H184L183 103H181L182 102ZM223 99V98H222ZM221 99V100H222ZM3 100H5L6 101V99H3ZM60 100H61V98H60ZM63 100H61V104H62V101ZM110 100H108V102L110 101ZM116 100V99H115ZM142 100V101H143ZM158 100V99H157ZM189 100H190V98H189ZM219 100H220V98H219ZM218 100V101H219ZM220 100V101H221ZM225 100V99H224ZM259 100V99H258ZM260 100H262L261 98H260ZM9 101V100H8ZM18 102L20 101V100H17ZM23 101H24V99H23ZM26 101H28V100H26ZM59 102V100H56V102ZM70 101V100H69ZM72 101H74L75 102V99L74 100H72ZM71 101V103H73ZM106 101H107V98H106ZM120 101V100H119ZM127 101V100H126ZM138 101V100H137ZM177 101V100H176ZM194 101V100H193ZM196 101H194V102H196ZM0 102H2V100L0 101ZM9 102H11V101H9ZM21 102V101H20ZM19 102V103H20ZM25 102V101H24ZM42 102V101H41ZM48 102V101H47ZM56 102H55V104H56ZM65 102H67V105H69V103H68V101L66 100ZM84 102V101H83ZM99 103H100V101H98ZM108 102H107V105H108ZM164 102V101H163ZM162 102V103H163ZM167 102V101H166ZM167 102V103H168ZM174 102L175 101H173V106H174ZM179 102V101H178ZM252 102H254V101H252ZM258 102V101H257ZM12 102L10 103L11 105L13 104ZM60 103V102H59ZM78 103V102H77ZM112 103H114V102H112ZM128 103H130L129 102V100H128ZM170 103H172V101L170 102ZM191 103V102H190ZM221 103V102H220ZM259 103H264V102H259ZM3 104V103H2ZM9 104V105H10ZM30 104V103H29ZM54 104V105H55ZM58 104V103H57ZM56 104V105H57ZM75 104V103H74ZM82 104V103H81ZM101 104V103H100ZM102 104H103V102H102ZM120 104V103H119ZM127 104V103H126ZM135 104V103H134ZM180 104H178V106H180ZM186 104V103H185ZM184 104V105H185ZM192 104V103H191ZM207 104H209V105H207ZM219 104V103H218ZM222 104V103H221ZM221 104H219L220 106H221ZM254 104H256L255 102H254ZM8 105V106H9ZM11 105H10V107H11ZM15 105V104H14ZM21 105V104H20ZM59 105V104H58ZM65 105V104H64ZM67 105H65L66 107H67ZM80 105V104H79ZM115 105V104H114ZM137 105H139L138 103H137ZM146 105V104H145ZM163 106H164V103L162 104ZM165 105H167V104H165ZM176 105V104H175ZM225 105V104H224ZM251 105H253L252 103H251ZM257 105V104H256ZM2 106V105H1ZM7 106V105H6ZM17 106V105H16ZM86 106V105H85ZM95 106V105H94ZM94 106H93V108L91 107V110L93 111V110H95V108H94ZM100 106V105H99ZM99 106H98V104L96 105V107L97 108H99ZM116 106V105H115ZM161 106V107H160ZM172 106V108H174ZM188 106V105H187ZM187 106H184L183 107V110L184 109H186L185 107H187ZM212 106H210V107H212ZM218 106V105H217ZM20 107V106H19ZM18 107V108H19ZM24 107V106H23ZM54 107V106H53ZM64 107V106H63ZM72 107H74V106H72ZM71 107V108H72ZM107 106H105V108H106ZM117 107H119L120 108V105L119 106H117ZM165 107H167V106H165ZM177 107V106H176ZM180 107H182V106H180ZM225 107V106H224ZM227 107V106H226ZM253 107H255V106H253ZM252 107V108H253ZM261 107V105H259V107L258 108H260ZM57 108H59V107H57ZM65 108V107H64ZM63 108V109H64ZM71 108L69 109L68 107L67 108H65L66 109V111L68 112V110L67 109H69L71 112L73 111V110H71ZM102 108V107H101ZM155 108H152V109H155ZM159 108H158V110H159ZM179 108V107H178ZM188 108V107H187ZM191 108V107H190ZM189 108V109H190ZM194 108V107H193ZM10 109V108H9ZM8 109V110H9ZM12 109V108H11ZM33 109V108H32ZM62 109V110H63ZM74 109V108H73ZM90 109V108H89ZM166 109V108H165ZM189 109L187 110V114H188V111H189ZM221 109H222V107H221ZM15 110H16V108H15ZM26 110V109H25ZM61 110V109H60ZM60 110H58V113L59 112H61ZM78 110V109H77ZM85 110V109H84ZM90 110V111H91ZM101 110V109H100ZM110 110V109H109ZM115 110V109H114ZM120 110V109H119ZM157 110V111H158ZM169 110H170V106H169V108H168V111L167 110H165L166 111V113H165V111H164V108H163V110L161 111V113H164V114H166L167 115V117H168V112H169ZM174 110H175V108H174ZM179 110H180V108H179ZM179 110H178V112H179ZM191 110V109H190ZM216 110H217V107H216ZM218 110H219V108H218ZM229 110V111H230ZM248 110L249 109H247L246 111L248 112ZM14 111V110H13ZM56 111L57 110H55V113H56ZM64 112V111H62L63 112V114L66 116V114H67V112ZM79 111V110H78ZM89 111V110H88ZM103 111V110H102ZM148 111V110H147ZM150 111V110H149ZM156 111V110H155ZM154 111V112H155ZM181 111V110H180ZM195 111V110H194ZM224 111H225V109H224ZM228 111V110H227ZM255 111H257V110H255ZM8 112H10V111H8ZM71 112H70V114H71ZM87 112V111H86ZM95 112H98L97 110L95 111ZM107 112V111H106ZM172 112V111H171ZM184 112H185V110H184ZM192 113V116H193V111H191ZM197 111H195V113H196ZM264 112V111H263ZM48 113V112H47ZM57 113V114H58ZM74 113V112H73ZM91 113H93V112H91ZM90 113V117L92 118L93 116V114H91ZM99 113H100V111H99ZM125 113H127V112H125ZM150 113V112H149ZM158 113V112H157ZM156 112H155V114H157ZM161 113H159V114H161ZM175 113H176V111H175ZM174 113V114H175ZM180 113H182V111L181 112H179V115H180ZM190 113V112H189ZM215 113L212 115V117L215 115ZM219 113V112H218ZM221 113V112H220ZM222 113H224V112H222ZM226 113H228L229 114V116L228 117H230V113L229 112H226ZM224 114V115H228V114ZM249 113V112H248ZM257 114V116H258V113L260 114V112L259 111H257L256 112ZM2 114V113H1ZM54 114V113H53ZM60 114H62V113H59L58 115L59 116H57V117H61L62 119H63V117L62 116H64L63 114H62V116H60ZM86 114V113H85ZM116 114V113H115ZM114 114V116H116L115 117V119H117V118H119V117H121V116H119L118 117V115H115ZM118 114V113H117ZM121 114V113H120ZM154 113H152V115H153ZM183 114V113H182ZM182 114H181V116H182ZM184 114H186V112L184 113ZM183 114V115H184ZM185 115V116H183V119H185L186 118V116H188V115ZM190 114V115H191ZM244 114H245V112H244ZM15 115V114H14ZM107 115V114H106ZM108 115H110L109 113H108ZM126 115V114H125ZM142 115H143V113H142ZM150 115V114H149ZM152 115H151V117H152ZM163 115V114H162ZM161 115V116H162ZM172 115V114H171ZM196 115V114H195ZM195 115H194V117H195ZM216 115H217V113H216ZM215 115V117L217 118V116ZM219 115V114H218ZM220 115H222V114H220ZM219 115V116H220ZM246 115V114H245ZM248 115V114H247ZM250 115V114H249ZM56 116V115H55ZM70 116V115H69ZM68 116V117H69ZM82 116V115H81ZM85 116V115H84ZM88 116H89V114H88ZM104 116H105V114H104ZM104 116H101V114L99 115V117H101L100 118V120H102V119H104ZM113 116V115H112ZM113 116V117H114ZM128 116V115H127ZM133 116V115H132ZM146 116V115H145ZM156 116H158V114L156 115ZM170 116V115H169ZM223 116V115H222ZM222 116H221V118H222ZM232 116V115H231ZM7 117V116H6ZM27 117V116H26ZM87 117V116H86ZM95 117V116H94ZM143 117V116H142ZM147 117H149L150 118V116H148L147 115ZM171 117V116H170ZM169 117V118H170ZM173 117H176V116H173ZM185 117V118H184ZM191 117V116H190ZM193 117V118H194ZM224 117V119L226 118L225 116H223ZM242 116H240V118H241ZM249 117V116H248ZM264 117V116H263ZM30 118V117H29ZM32 118V117H31ZM56 118V117H55ZM54 118V119H55ZM88 118V117H87ZM98 118V115H97V117H96V119ZM108 117L106 116V119H107ZM110 118H111V116H110ZM124 118V117H123ZM159 118V117H158ZM160 118H162V117H160ZM164 118H165V115H164ZM180 118H182V117H180ZM189 118V117H188ZM188 118H186L184 121L186 122V123H189L188 125H190V122H191V124H192V122H197V121H194V120H192L191 118V121H190V119H189V121H187L188 120ZM196 118V120H197V118H198V116L197 117H195ZM214 118V117H213ZM220 118V119H221ZM252 118H253V116H252ZM251 118V119H252ZM260 117H258V119H259ZM73 119V118H72ZM80 119V118H79ZM83 119H84V117H83ZM89 119V118H88ZM93 119V118H92ZM92 119H91V122H92ZM127 119V118H126ZM137 119V118H136ZM153 119V118H152ZM157 119V117H155V120ZM167 119V118H166ZM171 119H172V117H171ZM169 120V122H171L172 120H174V118L172 119V120ZM176 119H177V117H176ZM175 119V120H176ZM179 119V118H178ZM219 119V118H218ZM219 119V121H220V123H221V121H223V119H221L220 120ZM227 119V118H226ZM243 120H244V118H242ZM241 119V120H242ZM254 119H256V117H255V115H254ZM1 120V119H0ZM57 119H55V121H56ZM67 120V119H66ZM85 120H87V119H85ZM94 120V119H93ZM110 120V119H109ZM112 121L114 120L113 118L111 119ZM162 120V119H161ZM174 120V121H175ZM230 120V119H229ZM234 120H236V118L234 119ZM240 120V121H241ZM247 120H250V119H247ZM261 121H262V118L260 119ZM2 121V120H1ZM4 121V120H3ZM42 121V120H41ZM40 121V122H41ZM58 121V120H57ZM56 121V122H57ZM61 120H59V122H60ZM89 121V120H88ZM96 121H98V120H96ZM118 121V120H117ZM122 121V120H121ZM133 121V120H132ZM135 121V120H134ZM139 121H141V120H139ZM167 121V120H166ZM179 121H181V119H179ZM236 121H238V120H236ZM245 121V120H244ZM244 121H242L243 123H246V121L244 122ZM251 121V120H250ZM258 121V120H257ZM257 121H254V123L255 122H257ZM12 122V121H11ZM53 122V121H52ZM55 122V123H56ZM63 122V121H62ZM75 122V121H74ZM82 122V121H81ZM95 122V121H94ZM93 122V124H92V127L91 128H94L93 127V125L94 124H96V122L94 123ZM103 122V121H102ZM131 122V121H130ZM136 122V121H135ZM135 122H133L134 124L133 125H135ZM161 122V121H160ZM164 122V120L162 121V123ZM169 122H168V124L167 123H165V124H167V125H169V129H170V124H169ZM176 122V121H175ZM181 122H183V121H181ZM200 122V121H199ZM206 122H207V119H206ZM217 122V121H216ZM224 122V121H223ZM227 122H229V121H227ZM230 122H231V120H230ZM259 122V121H258ZM66 124H69L68 122H65ZM84 123V122H83ZM88 123V122H87ZM108 123V122H107ZM110 123V122H109ZM132 123V122H131ZM137 123H138V121H137ZM145 123V122H144ZM178 123H180V122H178L177 121V125L179 126L180 124H178ZM186 123H184V124H186ZM215 123V122H214ZM214 123H213V126H216V124L218 123H216L215 125H214ZM226 123V122H225ZM239 123H241V122H239ZM253 123V122H252ZM260 123V122H259ZM42 124V123H41ZM85 124V123H84ZM98 124H100V123H98ZM101 124H103V123H101ZM115 124V123H114ZM129 124V123H128ZM143 123H141V125H142ZM155 124V123H154ZM164 124V125H165ZM171 124L173 125V123L171 122ZM194 124H197V123H194ZM222 124H224V123H222ZM222 124H221V126H222ZM229 124V123H228ZM228 124H227V126H228ZM231 124H232V122H231ZM233 124H235V123H233ZM247 124V123H246ZM52 125H54V124H52ZM62 126H64L63 124H61ZM88 126H91L90 125V123H88L87 124ZM105 125V124H104ZM108 125V124H107ZM112 127H113V125L112 124H110ZM137 125V124H136ZM159 125V124H158ZM157 125V126H158ZM163 125V124H162ZM163 125V128H166L167 126H164ZM204 125V124H203ZM218 125V124H217ZM220 125V124H219ZM218 125V126H219ZM239 125H241V124H237V126H239ZM264 125V124H263ZM42 126H43V124H42ZM58 126H60V125H58ZM66 126V125H65ZM72 126V125H71ZM76 126V125H75ZM83 126V125H82ZM81 126V127H82ZM100 126V125H99ZM117 126V125H116ZM121 126V125H120ZM123 126V125H122ZM127 126V125H126ZM143 126V125H142ZM194 126V125H193ZM207 126V128H208V125H206ZM230 126H232V125H230ZM256 126V125H255ZM95 127H97L96 125H95ZM128 127V126H127ZM174 127V126H173ZM187 127V126H186ZM195 127V126H194ZM197 127H198V125H197ZM197 127L196 128H193V129H197ZM200 127V126H199ZM204 127V126H203ZM217 127V126H216ZM223 128L225 127V126H222ZM221 127V128H222ZM234 127V126H233ZM244 127V126H243ZM246 127V126H245ZM249 127V126H248ZM86 128H88V129H90V127H87L86 126ZM102 128V127H101ZM115 128V127H114ZM124 128V127H123ZM138 128V127H137ZM158 128V127H157ZM183 128H184V126H183ZM188 128V127H187ZM191 128H192V125H191ZM201 128V127H200ZM207 128H205V129H207ZM213 128V127H212ZM218 128H220V126L218 127ZM228 128V127H227ZM226 128V129H227ZM231 127H229V129H230ZM240 128V127H239ZM41 129V128H40ZM66 129V128H65ZM82 129V128H81ZM97 129H98V127H97ZM106 129V128H105ZM122 129V128H121ZM127 129V128H126ZM161 129H162V127H161ZM160 129V130H161ZM167 129H168V127H167ZM179 129V128H178ZM186 129V128H185ZM190 129V128H189ZM225 129V130H226ZM234 129V128H233ZM232 129V130H233ZM242 129V128H241ZM249 129V128H248ZM251 129V128H250ZM253 129V128H252ZM26 130H28V129H26ZM42 130V129H41ZM41 130H40V132H41ZM63 130V129H62ZM72 130V129H71ZM73 130H74V128H73ZM87 129H85V131H86ZM95 130V129H94ZM102 130V129H101ZM101 130H99V131H101ZM123 130V129H122ZM134 130H135V128H134ZM160 130H158V131H160ZM174 130H176V128L174 129ZM180 130H181V128H180ZM187 130V129H186ZM210 130V129H209ZM216 129H214V134H215V131ZM224 129H223V131H225ZM259 130V129H258ZM29 131V130H28ZM32 131V130H31ZM43 131V130H42ZM79 131V130H78ZM82 131V130H81ZM80 131V132H81ZM84 131V132H85ZM90 131V133H91V130H89ZM93 131V130H92ZM98 131V132H99ZM112 131H114V129L112 130ZM132 131V130H131ZM154 131V130H153ZM162 131H164V130H162ZM172 128L168 131V132H171L172 133ZM182 131V130H181ZM196 130H192L191 132H195ZM198 131V130H197ZM197 131H196V133H197ZM219 131V130H218ZM221 132H222V130H220ZM229 131V130H228ZM234 132H235V130H233ZM239 131V130H238ZM250 130H248V132H249ZM34 132V131H33ZM32 132V133H33ZM37 132L36 134H35V132L33 133V134H35L36 136L38 135H40L39 137L41 138L42 136H46V138H44V140H43V143H48V142H45V141H49L48 140V137L47 136H49L50 135V133L49 134H47V135H42L44 132H46V130L45 131H43V132ZM83 131L81 132V134H83L84 133ZM105 132V131H104ZM106 132L108 133H111V131H109L108 129L106 130ZM105 132V133H106ZM124 132H125V130H124ZM135 132V131H134ZM138 132H140V131H138ZM161 132V131H160ZM167 132V131H166ZM179 132V130L178 131H175V133H178ZM185 132H187V131H185ZM184 132V133H185ZM207 132V131H206ZM206 132H205V134H206ZM212 132V131H211ZM220 132V133H221ZM10 133H16V134H19V135H24V133H25V131H24V129L22 128V125H15V126H13V125H11V126H7V127H4V128H2V129H0V157L3 159V160H5V162L4 163H6L5 165L8 167V171H6V172H8V176H7V178L8 179H11V178H13L14 176H15V178H16V176H20L19 174H21V176H22V178H21V176H20V178H21V181L20 182H18L19 184V187H18V185H17V187H16V185H15V187L13 186V185H11L12 187H10V186H8V193L7 192H5V195H6V197H8L9 198V200H10V202H12L13 201V204H12V207H13V205H15V206H17L18 208H19V210L20 209H25V210H33V209H38L39 211H41V207L42 206H44V207H48L50 210H51V217H50V224H51V235H50V240H51V242L53 243V245H55L56 246V259H59V263H57V264H105V261L106 260H110V256H112V255H114L113 253H114V250H115V252H116V246H113L112 248H109V247H107V244L108 243H110V242H105V243H107V244H101V243H98V242H88V237L91 235V234H93L92 232L95 230V229H97L98 228V226H99V224H100V222H99V224H98V221H97V219H95L94 217H97V216H99L101 213H100V211L99 210H95V212H93V211H90V213H91V215L90 214H88V213H86L87 212V210H86V205L84 204V203H86V202H84L83 203V200H85V199H88L89 197H91V194L92 193H90L89 194V191H90V189L91 188H93V186H94V184L97 182V178L95 177V176H93V174H90L89 173V171L87 170V169H85L84 168V166L82 167V169H75L76 171H74L73 169H74V167L71 165V164H66V166L65 165H63V163H65V162H63V159H61V160H59V161H55V162H53V161H48V159L49 158H47L48 156L50 157V154L49 155H47V161L45 160L44 162H43V164H41V151L43 152V148L41 149V147H36L35 148V152L33 153V154H29L28 156H26V154H25V156L26 157H21V158H17V159H20V162H18V164L16 163H13L12 161H10V158L11 157H13V156H15V153H13V151L14 150H16V148L15 149H13V148H11V146H10V142L13 140H11L9 143L6 141V137H8V134H10ZM29 133V132H28ZM62 133V132H61ZM74 133V132H73ZM79 133V132H78ZM86 133L88 134V132L86 131ZM88 134L89 136H91L93 133H91V134ZM103 133V132H102ZM101 133V134H102ZM120 133V132H119ZM121 133H122V131H121ZM159 133V132H158ZM164 133V132H163ZM180 133V132H179ZM182 133H183V131H182ZM208 133H210L209 131H208ZM220 133H216L215 135H217L218 136V134H220ZM223 133V132H222ZM228 133V132H227ZM236 133V132H235ZM238 133H240V132H238ZM252 133V132H251ZM256 133V132H255ZM70 134V133H69ZM98 134V133H97ZM117 134H118V132H117ZM125 134H126V132H125ZM136 134V133H135ZM148 134V133H147ZM155 134H156V132H155ZM168 134H170V133H168ZM174 134V133H173ZM188 134V133H187ZM191 134V133H190ZM201 134V133H200ZM199 134V132H198V136L200 135ZM212 134H213V132H212ZM231 134H232V132H231ZM237 134V133H236ZM242 134V133H241ZM250 134V133H249ZM253 134V133H252ZM32 135V134H31ZM55 135H57V134H55ZM77 135V134H76ZM88 135H86V138H87V136ZM103 135H105V134H103ZM119 135V134H118ZM123 135V134H122ZM122 135H121V138H123L122 137ZM126 135H128V137H126V138H129V136L130 137H132L133 136V132H128V134H126ZM170 135H172V134H170ZM206 135H210V134H206ZM206 135H204L205 137H203V134L201 135L202 136V138L204 139V138H206ZM220 135H223L224 136V134H220ZM227 135V134H226ZM234 135V134H233ZM259 135V134H258ZM10 136V135H9ZM50 136H52V135H50ZM49 136V137H50ZM54 136V135H53ZM74 136V135H73ZM82 136V135H81ZM99 136V135H98ZM123 136H125V135H123ZM155 136V135H154ZM161 136V135H160ZM169 136V135H168ZM173 136V135H172ZM171 136V137H172ZM197 136V137H198ZM201 136H199V138H201ZM217 136H214V137H217ZM227 136H229V134L227 135ZM246 136V135H245ZM247 136H248V134H247ZM18 137V136H17ZM65 137V136H64ZM63 137V138H64ZM77 137V136H76ZM75 137V138H76ZM120 137V136H119ZM143 138H144V136H142ZM156 137V136H155ZM159 137V136H158ZM170 137V136H169ZM207 137H209V136H207ZM219 137H222V136H219ZM218 137V138H219ZM225 137V136H224ZM230 137V136H229ZM228 137V138H229ZM232 138L234 137V140L238 137H235V135L234 136H231ZM230 137V138H231ZM261 137V136H260ZM9 139H10V137H8ZM40 138H38L37 137V141H36V139L35 138H32V137H30V140L31 139H35L34 140V142H38V144H39V141H41L40 140ZM43 138V137H42ZM74 138V139H75ZM81 138H83V137H81ZM93 138V137H92ZM95 138V137H94ZM138 138V137H137ZM146 138V141L148 140L147 139V137H145ZM173 138V137H172ZM172 138H170V139H168V140H171ZM211 138H212V136H211ZM249 138H251V136H249ZM256 138V137H255ZM39 139V140H38ZM46 139V140H45ZM50 139V138H49ZM67 139V138H66ZM85 139V138H84ZM90 139V138H89ZM130 139V138H129ZM128 139V140H129ZM133 139H134V136H133ZM133 139L131 138V140L133 141ZM141 139V138H140ZM153 139H154V137H153ZM166 139H167V137H166ZM190 139V138H189ZM202 139V140H203ZM207 139H209L210 140V138H207ZM206 139V140H207ZM213 139V138H212ZM239 139V138H238ZM240 139H241V137H240ZM239 139V140H240ZM254 139V138H253ZM258 139V141H259V138H257ZM256 139V140H257ZM28 140V139H27ZM29 140V141H30ZM61 140V139H60ZM64 140V139H63ZM88 140V139H87ZM111 140V139H110ZM131 140H130V143H131ZM135 140H139V138L138 139H134V141ZM162 140V139H161ZM175 140V139H174ZM172 141V142H174V144H175V141ZM177 140V139H176ZM202 140H200V142H201V144H202ZM205 140V139H204ZM208 140V141H209ZM215 140L217 141V144H218V141H219V143L222 145V142L225 140H223V141H220V138H219V140H217L216 138H215ZM222 140V139H221ZM228 140V139H227ZM233 140V139H232ZM243 140V139H242ZM246 140V139H245ZM245 140H243V141H245ZM248 140V139H247ZM251 140H252V138H251ZM255 140V141H256ZM14 141V140H13ZM65 141V140H64ZM70 141H71V139H70ZM76 141H77V139H76ZM75 141V142H76ZM118 141V140H117ZM121 141V140H120ZM133 141V142H134ZM151 141H153V140H151ZM212 141V140H211ZM213 141H214V139H213ZM212 141V142H213ZM216 141H214V142H216ZM20 142V141H19ZM31 142V141H30ZM32 143V144H37V143ZM123 142H124V140H123ZM156 142V141H155ZM207 142V141H206ZM205 142V143H206ZM213 142V143H214ZM225 142H229V140L228 141H225ZM236 141H234V143H235ZM241 142V141H240ZM257 142V141H256ZM65 143V142H64ZM77 143V142H76ZM85 143V142H84ZM128 143H129V141H128ZM127 143V144H128ZM166 143V142H165ZM186 143V142H185ZM203 143H204V141H203ZM204 143V144H205ZM236 143H239L238 141L236 142ZM235 143V144H236ZM258 144H261V143H259V142H257ZM15 144V143H14ZM28 144V143H27ZM41 144H42V142H41ZM49 144H50V142H49ZM53 144V143H52ZM67 144V143H66ZM75 144V143H74ZM86 144V143H85ZM132 144V143H131ZM137 145H140V144H138V142L136 143ZM145 144V143H144ZM164 144V143H163ZM167 144V143H166ZM204 144H202V145H204ZM210 143L208 142V145H209ZM220 144H218L217 146H218V149H219V145ZM229 144V143H228ZM244 144H248L247 142L246 143H244ZM31 145V144H30ZM42 145H44V144H42ZM132 145H135V144H132ZM132 145H129L130 147L132 146ZM149 145V144H148ZM151 145H153V144H151ZM157 145H159L158 143L156 144V146ZM176 145H178V143L176 142ZM175 145V146H176ZM186 145V144H185ZM227 145V144H226ZM234 145V144H233ZM249 146L251 145V143H249L248 144ZM255 145V144H254ZM262 145V144H261ZM36 146V145H35ZM41 146V145H40ZM56 146V145H55ZM60 146V145H59ZM62 146V145H61ZM68 146V145H67ZM67 146L65 147V148H67ZM70 146H71V144H70ZM122 146V145H121ZM155 146V145H154ZM153 146V147H154ZM161 146V145H160ZM174 146V147H175ZM182 146V145H181ZM223 146V145H222ZM237 146H238V144H237ZM240 146H241V143H240ZM259 146V145H258ZM29 147V146H28ZM32 147H33V145H32ZM76 147V146H75ZM133 147V146H132ZM146 147V146H145ZM144 146H143V149L145 148ZM159 147V146H158ZM171 147V146H170ZM188 147V146H187ZM213 147V146H212ZM223 147H225V146H223ZM223 147H220V148H223ZM227 147V146H226ZM225 147V148H226ZM239 147V146H238ZM242 147V146H241ZM246 147H247V145H246ZM245 147V148H246ZM253 146L251 145V148H252ZM60 148V150H61V147H59ZM58 148V149H59ZM155 148V147H154ZM168 148H169V146H168ZM167 148V149H168ZM177 148V147H176ZM176 148H174V149H176ZM178 148L179 149H182V148H184V146H182L181 148H180V146H178ZM186 148V147H185ZM195 148V147H194ZM224 148V149H225ZM232 148V147H231ZM240 148V147H239ZM251 148H249V150L251 149ZM256 148V147H255ZM24 149V148H23ZM27 149H30V147L29 148H27ZM33 149H34V147H33ZM58 149H56V151L58 150ZM68 149H69V152L73 149V148H71V150H70V148L68 147ZM95 149V148H94ZM134 148H132V151L133 152H137V149H136V151H134L133 150ZM142 149V148H141ZM142 149V150H143ZM153 149V148H152ZM155 149H157V148H155ZM165 149H166V147H165ZM217 149V148H216ZM217 149V150H218ZM224 149H222L223 151H225L224 153L225 154H228V152L230 153V151L232 152V150H229L230 149V146H229V148H226L227 150H229V151H227V153H226V149L224 150ZM252 149H254V147L252 148ZM128 150H130V149H128ZM141 150V151H142ZM146 150V149H145ZM160 150V148H158V151ZM162 150V149H161ZM196 150V149H195ZM221 149H219V151H222ZM235 150V151H234ZM233 150V154L236 156H234V158L236 159H239L240 160V162L242 161V160H244L245 158H246V154L245 153H243L242 151H239V150H236V149H234ZM241 150H242V148H241ZM261 150H262V148H261ZM29 151V150H28ZM27 151V152H28ZM55 151V152H56ZM62 151H64V150H62ZM88 148H81L79 151H77V152H75V153H73V151H72V155L71 156H73V157H78V156H82L83 154L84 155H86L87 153H88ZM94 151V150H93ZM119 151V150H118ZM139 151H140V149H139ZM157 151V150H156ZM163 151V150H162ZM169 151V150H168ZM175 151H178V150H175ZM197 151V150H196ZM196 151L194 152V154L196 153ZM199 152H200V150H198ZM257 151H259V148H257ZM264 151V150H263ZM65 152V151H64ZM147 152H149V151H146L145 152V157H147V155H146V153ZM152 152V151H151ZM164 152V151H163ZM170 152H173V151H170ZM255 152H256V150H255ZM19 153V152H18ZM23 153H26L25 151L23 152ZM29 153V152H28ZM51 153H53L54 154V152H51ZM57 153H58V151H57ZM60 153H61V151H60ZM67 153V152H66ZM157 153V152H156ZM176 153V152H175ZM183 153V152H182ZM202 153V152H201ZM224 153L222 154V152H221V154H222V156L224 155ZM231 153V154H232ZM62 154V153H61ZM61 154H57V155H61ZM68 154V153H67ZM116 154V153H115ZM140 154V153H139ZM152 154V153H151ZM160 154V153H159ZM165 154V153H164ZM163 154V155H164ZM194 154H192V155H194ZM197 154V153H196ZM196 154H195V157H196ZM200 153H198L197 155H198V157L199 156H201V155H199ZM233 154L232 155H230V156H233ZM17 155V154H16ZM21 155H22V153H21ZM43 155H45L44 153H43ZM63 155V154H62ZM141 155V154H140ZM143 155V154H142ZM154 155V154H153ZM163 155H162V157H163ZM181 155V154H180ZM185 155V154H184ZM187 155V154H186ZM205 156L207 155V157L209 156L210 157V154L208 155V154H204ZM18 156V155H17ZM52 156V155H51ZM55 156V155H54ZM135 156V155H134ZM137 156V155H136ZM136 156L134 157V159L136 158ZM149 156V155H148ZM168 156V155H167ZM189 156H191V155H189ZM221 156V157H222ZM226 156V155H225ZM229 156V157H230ZM122 157V156H121ZM138 157V156H137ZM144 157V156H143ZM160 157H161V155H160ZM188 157V156H187ZM194 157V156H193ZM194 157V158H195ZM197 157V158H198ZM65 158V157H64ZM119 158V157H118ZM123 158V157H122ZM177 158V157H176ZM179 158V157H178ZM183 158V157H182ZM195 159L196 161L198 160V159ZM220 158V157H219ZM226 158V157H225ZM228 158V157H227ZM226 158V159H227ZM231 159H232V157H230ZM16 159V160H17ZM50 159L52 160V157H50ZM132 159V158H131ZM145 159H147V158H145ZM148 159H149V157H148ZM156 159V158H155ZM158 159V158H157ZM160 159V158H159ZM192 159V158H191ZM200 159V158H199ZM201 159H202V157H201ZM2 160V161H3ZM53 160H55V158L53 159ZM102 160V159H101ZM115 160V159H114ZM127 160H129V157H128V159ZM141 160V159H140ZM143 160V159H142ZM170 160H172V159H170ZM178 159H176V161H177ZM179 160H181V158L179 159ZM185 160V159H184ZM189 160H190V157H189ZM211 160V159H210ZM218 160V159H217ZM233 160V159H232ZM238 160V161H239ZM19 161V160H18ZM117 161V160H116ZM175 161V160H174ZM200 161V160H199ZM204 161V160H203ZM233 161H236L237 163H238V161L237 160H233ZM46 162V163H45ZM120 162H122V161H120ZM133 162H134V160H133ZM137 161H135V164H137L136 163ZM142 162V161H141ZM141 162H140V164H141ZM144 162H146L145 160H144ZM168 162V161H167ZM181 162H183V161H180L179 163L181 164ZM208 162V161H207ZM206 162V163H207ZM210 162V161H209ZM235 162V163H236ZM20 163H23L22 165H24L25 167H23V171L21 170H19V168H18V165H21ZM86 163V162H85ZM129 163V162H128ZM146 163H149V162H146ZM151 163H153V162H151ZM162 163V162H161ZM171 163V162H170ZM174 163V162H173ZM188 163H190V162H188ZM192 163H193V161H192ZM196 163V162H195ZM197 163H199V162H197ZM205 163V165H207ZM211 163V162H210ZM218 163V162H217ZM217 163L215 162V163H213V161H212V163H211V165L212 164H216V165H212V167L214 166V168L217 170V168L215 167V166H218L217 165ZM117 164V163H116ZM123 164H125V163H123ZM130 164V163H129ZM133 164V163H132ZM135 164H133L134 165V167H135ZM150 164V163H149ZM163 164V163H162ZM176 164V163H175ZM174 164V165H175ZM180 164H179V166H180ZM185 164V163H184ZM199 164H201V161H200V163ZM199 164H198V166H199ZM203 164V163H202ZM202 164L200 165V166H202ZM240 164H243V163H240ZM93 165V164H92ZM112 165V164H111ZM128 165V164H127ZM138 165H139V163H138ZM142 165H143V163H142ZM142 165H140V168L141 167H143ZM145 165V164H144ZM148 165V164H147ZM151 165H153V164H151ZM158 165H159V163L156 165V167H158ZM196 165V164H195ZM195 165H194V167H195ZM237 165V164H236ZM236 165H234V166H236ZM3 166V165H2ZM118 166V165H117ZM119 166H120V164H119ZM123 166V165H122ZM137 166V165H136ZM168 166H169V164H168ZM173 166V165H172ZM178 166V167H179ZM186 166V165H185ZM192 166V165H191ZM208 166V165H207ZM238 166H240L239 164L237 165V167ZM111 167V166H110ZM128 167V166H127ZM165 167H167V166H165ZM178 167H176V168H178ZM210 166H208V168H209ZM220 167V166H219ZM4 168H6V167H4ZM73 168V169H72ZM87 168V167H86ZM119 168V167H118ZM126 168V167H125ZM161 167L159 166V168H157L158 170H156V168L154 169V171L156 170V171H160L159 169H160ZM183 168V167H182ZM196 168V167H195ZM200 168V167H199ZM207 168V167H206ZM7 169V168H6ZM5 169V170H6ZM41 169H42V172H41ZM95 169V168H94ZM93 169V170H94ZM110 169V168H109ZM135 169H136V167H135ZM138 169V168H137ZM153 169H152V171H153ZM173 168H171V170H172ZM181 169V168H180ZM197 169V168H196ZM202 169V168H201ZM204 169H205V167H204ZM210 169V168H209ZM209 169H207L208 171H209ZM213 169V168H212ZM212 169H210V173H212V172H214V169L212 170ZM219 169V168H218ZM247 169V168H246ZM112 170V169H111ZM125 170V169H124ZM126 170H127V168H126ZM169 170V169H168ZM192 170V169H191ZM200 170V169H199ZM212 170V171H211ZM221 170H224V169H222L221 168ZM128 171V170H127ZM147 171H148V169H147ZM181 171V170H180ZM190 171V170H189ZM198 171V170H197ZM202 171V170H201ZM219 171V170H218ZM47 172H49V173H47ZM94 172H95V170H94ZM102 172V165H101V163L99 164V173H101ZM107 172V171H106ZM133 172V171H132ZM166 172V171H165ZM168 172V171H167ZM166 172V173H167ZM183 172V171H182ZM182 172H180V175L182 176L183 174H181ZM205 173H206V171H204ZM204 172H203V175H204ZM216 172L217 171H215L214 172V175L216 174ZM137 173V172H136ZM154 173V172H153ZM156 173V172H155ZM170 173V172H169ZM187 173H189L188 171H187ZM196 174V175H198L197 173H196V171H193L192 172V174ZM6 174V173H5ZM119 174V172L116 170V172L114 173V175H118ZM152 174V173H151ZM150 174V175H151ZM158 174H160V173H158ZM163 174H165V173H163ZM174 174H175V172H174ZM179 174V173H178ZM190 174V173H189ZM188 174V175H189ZM194 174V175H195ZM224 174V173H223ZM133 175V174H132ZM137 175V174H136ZM135 175V176H136ZM147 175V174H146ZM153 175H155V174H152V176ZM171 175L173 176V174L171 173ZM170 174H169V176L168 177H170L171 176ZM191 175V174H190ZM207 175V174H206ZM211 175H213V174H211ZM220 175V174H219ZM219 175H215L214 177H217V179H216V181L219 179V178H224L223 176L221 177H219ZM134 176V175H133ZM143 176L145 177V175L143 174ZM171 176V177H172ZM200 176L202 177V175L200 174ZM199 175H198V178L200 177ZM5 177V176H4ZM47 177L49 178V181L48 182H45V180L47 179ZM151 177V176H150ZM160 176H158V178H159ZM161 177H163L162 175H161ZM165 177V176H164ZM177 177V176H176ZM179 177V176H178ZM193 177V176H192ZM197 177V176H196ZM14 178V179H15ZM139 178V177H138ZM147 178V177H146ZM174 178V177H173ZM197 178V179H198ZM213 178V177H212ZM211 177L209 178V179H212ZM2 179H4V178H2ZM13 179V180H14ZM19 179V178H18ZM176 179V178H175ZM190 179H192V178H190ZM190 179L188 178V180L190 181ZM201 179V178H200ZM220 179V180H221ZM136 180H138L137 178H136ZM148 180V179H147ZM154 180V179H153ZM152 180V181H153ZM169 180V179H168ZM173 180V179H172ZM176 180H178V178L176 179ZM185 180V179H184ZM193 180H195L194 179V177H193ZM203 180V179H202ZM202 180H199V181H202ZM226 180L227 179H225L224 181H217L218 183H223V182H226ZM16 181V180H15ZM42 181V182H41ZM156 181H158L157 179H156ZM175 181V180H174ZM180 181V180H179ZM197 181V180H196ZM198 181V182H199ZM210 181H212V180H210ZM112 182H114L113 180H112ZM124 182H125V180H124ZM130 181H128V183H129ZM134 182V181H133ZM136 182V181H135ZM149 182V181H148ZM159 182V181H158ZM168 182H170V180L168 181ZM177 182V181H176ZM186 182V181H185ZM198 182H195V183H198ZM15 183V182H14ZM127 183V184H128ZM140 183V182H139ZM147 183V182H146ZM200 183V182H199ZM201 183H203V182H201ZM9 184V183H8ZM12 184V183H11ZM100 184V183H99ZM103 184V183H102ZM143 183H141V185H142ZM144 184H145V182H144ZM160 184V183H159ZM170 184V183H169ZM169 184H167V185H169ZM187 184H188V181H187ZM186 184V185H187ZM223 184H225V183H223ZM136 185H137V183H136ZM140 185V184H139ZM140 185V186H141ZM147 185H148V183H147ZM150 185H151V183H150ZM149 185V186H150ZM153 185H155V184H153ZM166 185V184H165ZM172 185H174V187L173 188H175V187H178L179 186V184H172ZM176 185V186H175ZM178 185V186H177ZM188 185H190V184H188ZM207 185V184H206ZM226 185V184H225ZM229 185V184H228ZM54 186H55V188H54ZM103 186V185H102ZM126 186V185H125ZM124 186V187H125ZM129 186V185H128ZM161 186V185H160ZM196 186H198V184L196 185ZM202 186H204L203 184H202ZM202 186H199V187H202ZM218 187L220 186V184L219 185H217ZM221 186H223L222 184H221ZM220 186V187H221ZM232 186H233V184H232ZM10 187V188H9ZM104 187V186H103ZM103 187H101L102 189H103ZM138 187V186H137ZM136 187V188H137ZM144 187V186H143ZM169 187V189H170V186H168ZM167 187V188H168ZM205 187H208V186H205ZM219 187V188H220ZM229 187L230 186H228V188H226V190L228 189V191H230L229 190ZM235 187V186H234ZM141 188V187H140ZM139 188V189H140ZM165 187H163L162 189H164ZM172 188V189H173ZM183 188H184V186H183ZM185 188H187V187H185ZM198 188V187H197ZM221 188H223V187H221ZM1 189H3V188H1ZM1 189H0V191H1ZM96 189V188H95ZM153 189V188H152ZM169 189H167L168 191H170ZM176 189V191H177V188H175ZM200 189V188H199ZM202 189V188H201ZM230 189H231V187H230ZM7 190V189H6ZM131 190V189H130ZM150 190V189H149ZM148 190V191H149ZM158 190H160V187L158 186ZM158 190H154L155 192L156 191H158ZM181 190V189H180ZM182 190H184V189H182ZM195 190H197L196 189V187H195ZM233 190V189H232ZM231 190V191H232ZM92 191V190H91ZM122 191V190H121ZM133 191V190H132ZM145 191V190H144ZM146 191H147V189H146ZM152 191V190H151ZM166 191V190H165ZM202 191V190H201ZM201 191H200V193H201ZM208 191H209V189H208ZM228 191L226 192V193H228ZM3 192V193H4ZM101 192V191H100ZM123 192V191H122ZM128 193H129V190L127 191ZM136 192V191H135ZM159 192V191H158ZM174 192V191H173ZM172 192V193H173ZM183 192V191H182ZM181 192V193H182ZM206 192H207V188H206V191L205 192H203L204 194H206ZM223 192V191H222ZM106 193V192H105ZM121 193V192H120ZM164 193V192H163ZM171 193V194H172ZM190 193V192H189ZM192 193H193V190H192ZM195 193V192H194ZM193 193V194H194ZM197 193L198 194H200L198 191H197ZM203 193H201V194H203ZM230 193H232V192H230ZM229 193V194H230ZM133 194H135V193H133ZM140 194V193H139ZM139 194H137V196L139 195ZM146 194V193H145ZM149 194V193H148ZM167 194H169V193H167ZM186 194H188V193H185V196H187L188 197V195H186ZM197 194V195H198ZM201 194H200V197H202L201 196ZM108 195H110V194H108ZM113 195V194H112ZM122 195H124V194H122ZM173 195V194H172ZM171 195V196H172ZM176 195V194H175ZM215 195V194H214ZM221 195V197H222V193L221 194H216V196H220ZM225 195V194H224ZM102 196V195H101ZM127 196V195H126ZM140 196V195H139ZM138 196V197H139ZM164 196H165V194H164ZM168 196V195H167ZM170 196V195H169ZM184 196V193H183V195L181 196L182 197V199H183V201L181 200V198L179 199V200H181V202H184L185 203V201H184V198H185V196ZM191 196H192V194H191ZM194 196H196V194L194 195ZM215 196V197H216ZM5 197V198H6ZM159 197V196H158ZM190 197V196H189ZM189 197H188V199H189ZM212 196H210V198H211ZM140 198H142V197H140ZM145 199H146V197H144ZM143 198V199H144ZM150 198V197H149ZM148 198V199H149ZM153 198H154V196H153ZM160 198H161V196H160ZM164 198V197H163ZM168 198H170V197H168ZM191 199L193 198V197H190ZM202 198H206L205 197V195L202 197ZM210 198L208 197V199H207V201L208 200H210ZM220 198V197H219ZM98 199V198H97ZM136 199V198H135ZM162 199V198H161ZM165 199V198H164ZM173 199V198H172ZM176 199H177V197H176ZM191 199H190V201H191ZM199 199V198H198ZM204 199H202V202H203V200ZM211 199H213V200H210V203H209V201H208V203H209V205L211 206V208H214L215 209V207H212L213 205H212V203H211V201L213 202V201H215L216 200V198H215V200H214V197L213 198H211ZM218 199V198H217ZM225 199V198H224ZM8 200V199H7ZM8 200V201H9ZM92 200V199H91ZM90 200V201H91ZM151 200H152V198H151ZM158 200V199H157ZM157 200H156V203L158 204V202H157ZM171 200V199H170ZM169 200V201H170ZM173 200H175V199H173ZM186 200V199H185ZM193 200V199H192ZM200 200H201V198H200ZM200 200H199V203H200ZM220 201L219 202H221L222 200L221 199H219ZM99 201V200H98ZM116 201V200H115ZM126 201V200H125ZM153 201H154V199H153ZM160 201V200H159ZM168 201V200H167ZM172 201V200H171ZM195 201H196V199H195ZM218 201V200H217ZM94 202V201H93ZM174 204H176V202H174V201H172ZM171 202V203H172ZM179 202V201H178ZM201 202V203H202ZM205 202V201H204ZM15 203V204H14ZM102 203V202H101ZM113 203V202H112ZM125 203V202H124ZM129 203V202H128ZM145 203V202H144ZM147 203V202H146ZM149 203V202H148ZM154 203V202H153ZM170 203V202H169ZM172 203V204H173ZM188 203V202H187ZM196 203V202H195ZM207 203V202H206ZM216 203V202H215ZM224 203V202H223ZM225 203L227 204V203H229L228 201H225ZM224 203V204H225ZM140 204H143V202H141ZM162 204V203H161ZM165 204V203H164ZM167 204V203H166ZM171 204V205H172ZM223 204V205H224ZM136 205V204H135ZM138 205V204H137ZM144 205H146V204H144ZM170 205V204H169ZM170 205V206H171ZM178 205H182V204H178L177 203V206ZM186 205H188V204H186ZM199 206L200 208H201V206L203 207V208H205L203 205H204V203H203V205H199V204H195V206ZM209 205H207L208 207H209ZM217 205V204H216ZM215 205V206H216ZM221 206H222V204H220ZM140 207H141V205H139ZM139 206H138V208H139ZM152 206H153V204H152ZM168 206V205H167ZM182 206H184V205H182ZM192 205H189V207H191ZM196 206V208L198 209V207ZM130 207V206H129ZM132 207V206H131ZM133 207H135V206H133ZM147 207V206H146ZM156 207V206H155ZM193 207V206H192ZM191 207V208H192ZM218 207V206H217ZM17 208V209H18ZM143 208V207H142ZM145 208V207H144ZM158 208V207H157ZM156 208V209H157ZM161 208H162V205H161ZM165 208V207H164ZM166 208H168V207H166ZM166 208H165V210H166ZM178 208V207H177ZM180 208V207H179ZM178 208V210H180ZM194 208V207H193ZM200 208H199V210H200ZM203 208H201V210L200 211H202V209ZM124 209V208H123ZM169 209V208H168ZM172 209V208H171ZM206 209H207V207H206ZM206 209H204V211H205V213L207 214L209 211V208L207 209V211L208 212H206ZM220 209V208H219ZM18 210V211H19ZM138 210V209H137ZM140 210H141V212L144 210V209H139V212H140ZM188 210L190 211V209L188 208ZM187 210V211H188ZM195 210V209H194ZM213 210V209H212ZM223 210V209H222ZM20 211H22V210H20ZM35 211V210H34ZM121 211V210H120ZM127 211V210H126ZM133 211V210H132ZM135 211V210H134ZM145 211H146V209H145ZM148 211V210H147ZM160 211V210H159ZM176 211V210H175ZM193 211V210H192ZM192 211H190V212H192ZM198 211V210H197ZM210 211H211V209H210ZM216 211H218V210H216ZM17 212V211H16ZM24 214H26V211L24 212V210L22 211ZM148 212H150V210L148 211ZM157 212V211H156ZM163 212V211H162ZM171 212H173L174 213V211H172L171 210ZM179 212V211H178ZM186 212V211H185ZM190 212L189 213H187V214H189L190 215ZM199 212V211H198ZM197 212V213H198ZM213 212H214V210H213ZM213 212L211 211L209 214H207V219H208V217H210L211 215L210 214H213ZM219 212V214L220 215H222L223 214V212L222 211H218ZM217 212V213H218ZM22 213V214H23ZM106 213V212H105ZM114 213V212H113ZM130 213H132V212H129V214ZM136 212H134V214L133 215H136V217H138V213H136ZM151 213V212H150ZM169 213V212H168ZM180 213V212H179ZM142 214H144V212L142 213ZM152 214H154V213H152ZM160 214V213H159ZM175 214V213H174ZM178 214V213H177ZM182 214V213H181ZM200 214V213H199ZM206 214L205 215H203V217H201V219L203 220V218H204V216H205V219H206ZM214 214H216L215 212H214ZM213 214V215H214ZM125 215V214H124ZM140 215H141V213L139 214V217H140ZM146 215V214H145ZM155 215H156V213H155ZM180 215V214H179ZM195 215H197L196 213H195ZM212 215V216H213ZM218 215V214H217ZM150 216H151V214H150ZM176 216V215H175ZM201 216V215H200ZM200 216L199 217H197V218H200ZM212 216H211V218L210 219H212ZM214 216H216V215H214ZM214 216H213V218H214ZM219 216V215H218ZM218 216H216V217H218ZM113 217H114V215H113ZM124 217V216H123ZM127 217V216H126ZM131 217V216H130ZM152 217H154V216H152ZM168 217V216H167ZM215 217V218H216ZM128 218H129V216H128ZM134 218H135V216H134ZM144 218V217H143ZM149 219V217L147 216V217H145V219ZM162 218V217H161ZM160 218V220H162ZM164 218V217H163ZM174 218V217H173ZM176 218H179V216L178 217H176ZM181 218V217H180ZM189 218V217H188ZM193 218V217H192ZM190 218L191 220H193V219H195V218ZM39 219H41L40 217H37V218H35V220L37 221V220H39ZM122 219V218H121ZM125 219V218H124ZM131 219V218H130ZM156 219V218H155ZM159 219V218H158ZM157 219V220H158ZM169 219V218H168ZM181 219H184L183 217L181 218ZM204 219V220H205ZM209 219V220H210ZM100 220V219H99ZM119 220H120V218H119ZM118 220V221H119ZM126 220V219H125ZM128 220V219H127ZM135 220H136V218H135ZM157 220H155L156 222H157ZM166 220V219H165ZM164 220V221H165ZM187 220V219H186ZM191 220H188V221H191ZM202 220H200V224L202 223ZM213 220H215V219H213ZM105 221V220H104ZM107 221H109V220H107ZM138 222H139V219L137 220ZM137 221H135V222H137ZM141 221H143L144 223H146L147 221H144V220H141ZM154 221V222H155ZM174 221V220H173ZM176 221V220H175ZM179 221V220H178ZM182 221V220H181ZM212 221V220H211ZM210 221V223H207V221H203L204 223H205V225H207V226H209L212 222ZM38 222V221H37ZM121 222V221H120ZM123 222V221H122ZM137 222V223H138ZM149 224H151V222H150V219H149ZM158 222H159V220H158ZM158 222H157V224H158ZM168 222V221H167ZM196 222V223H195ZM197 219L196 220H194V224L192 225L191 223V225L192 226H194L195 224H197ZM209 222V221H208ZM33 223V222H32ZM136 223V224H137ZM144 223H141V222H139V225H137L138 226V228H139V226H141V224H143V226L145 225ZM171 223H172V221H171ZM183 223V222H182ZM181 223V224H182ZM101 224H102V222H101ZM106 224V223H105ZM118 224V223H117ZM121 224V223H120ZM152 224L154 225V223L152 222ZM199 224V222H198V225L199 226H201ZM128 225V224H127ZM131 225H132V221H131ZM153 225H152V227H153ZM159 225L160 224H158L157 226H154L155 228H159V229H161L162 228V225L159 227ZM173 225V224H172ZM171 225V226H172ZM184 225V223L182 224V226ZM204 225V226H205ZM143 226L141 227V228H143ZM148 226V225H147ZM150 226V225H149ZM174 226V225H173ZM203 226V228H206V226L204 227ZM212 226V225H211ZM117 227V226H116ZM131 227V226H130ZM133 227H135V226H133ZM132 227V228H133ZM145 227V226H144ZM169 227H170V224H169ZM169 227H165V228H169ZM175 227V226H174ZM177 227V226H176ZM198 227V226H197ZM197 227H196V229H197ZM119 228V227H118ZM121 228V227H120ZM135 228H137V227H135ZM146 228L147 227H145V230L144 231H146ZM151 228V227H150ZM163 228H164V226H163ZM184 228V227H183ZM154 229V228H153ZM179 229H181V228H179ZM149 230V229H148ZM155 230V229H154ZM158 230V229H157ZM164 230V229H163ZM167 230V229H166ZM174 230V229H173ZM172 230V231H173ZM177 230V229H176ZM186 230V229H185ZM192 230V229H191ZM195 230V229H194ZM203 231L204 229H202V228H199V230H196V231ZM121 231V230H120ZM132 231V230H131ZM139 231V230H138ZM151 231H153L152 229H151ZM134 232V231H133ZM137 232V231H136ZM135 232V233H136ZM141 232V231H140ZM163 232V231H162ZM169 232V231H168ZM173 232H175V231H173ZM205 232H206V229H205ZM121 233V232H120ZM126 233V232H125ZM129 233V232H128ZM132 233V232H131ZM134 233V234H135ZM144 233V232H143ZM156 233V232H155ZM158 233H160V232H158ZM164 233V232H163ZM181 233V232H180ZM183 233V232H182ZM187 233V232H186ZM195 233H197V232H195ZM200 233H202V232H199V234L198 235H194V236H199L200 235ZM113 234V233H112ZM116 234V233H115ZM137 234V233H136ZM140 234V233H139ZM147 233H145V235H146ZM157 234V233H156ZM173 234V233H172ZM175 234H177V233H175ZM179 234V233H178ZM202 234H204V233H202ZM120 235V234H119ZM166 235V234H165ZM185 235V234H184ZM191 235H192V233H191ZM136 236V235H135ZM141 236V235H140ZM153 236H154V233H153ZM157 236H158V234H157ZM161 236V235H160ZM163 236V235H162ZM170 236V235H169ZM175 236H177V235H175ZM179 236V235H178ZM177 236V237H178ZM188 236V235H187ZM194 236H190V237H194ZM206 236V235H205ZM205 236H202V238H204ZM261 236L262 235H259V236H255L254 237V239L256 240V241H259L260 240V238H261ZM119 237V236H118ZM137 239L139 238L138 237V234H137ZM141 237H143V236H141ZM159 237V236H158ZM165 237V236H164ZM171 237V236H170ZM177 237H176V239H177ZM183 237V236H182ZM107 238V237H106ZM155 238H156V236H155ZM168 238V237H167ZM173 238V237H172ZM194 238H197V237H194ZM200 238H201V236H200ZM201 238V239H202ZM105 239V238H104ZM132 239V238H131ZM142 239V238H141ZM140 239V240H141ZM152 239V238H151ZM174 239V238H173ZM173 239H171V240H173ZM180 239V238H179ZM184 239V238H183ZM182 239V240H183ZM191 239V238H190ZM199 238H197V240H198ZM207 239V238H206ZM106 240V239H105ZM121 240V239H120ZM123 240V239H122ZM128 240V239H127ZM139 240V239H138ZM139 240V241H140ZM163 240V239H162ZM165 240V239H164ZM192 240H193V238H192ZM204 240V239H203ZM202 240V241H203ZM131 241V240H130ZM134 241H136V239L134 240ZM189 241V240H188ZM207 241V240H206ZM252 240H251V238H246V239H244V240H242V242H241V249H244V248H247L248 246H249V243L251 242ZM117 242V241H116ZM124 242V241H123ZM153 242H155V241H153ZM161 242V241H160ZM170 242V241H169ZM174 242V241H173ZM180 242V241H179ZM199 242V241H198ZM115 243V242H114ZM120 243V242H119ZM136 243V242H135ZM146 243V242H145ZM149 244H148V246H150L151 244H152V242L150 243V241L148 242ZM164 244H165V241L163 242ZM186 243H188V242H186ZM185 243V244H186ZM195 243H196V241H195ZM50 244V243H49ZM122 244V243H121ZM128 244V243H127ZM129 244H131L130 242H129ZM128 244V245H129ZM138 244H139V242H138ZM141 244H142V242H141ZM160 244V243H159ZM159 244H158V246H159ZM169 244V243H168ZM172 244V243H171ZM177 245H178V242L176 243ZM175 244V246H177ZM193 244V243H192ZM115 245V244H114ZM117 245V244H116ZM119 245V244H118ZM123 245V244H122ZM125 246H126V244H124ZM157 246V243L155 244H153V247L154 246ZM197 245V244H196ZM200 246H201V242H200V244H199ZM54 246V247H55ZM121 246V245H120ZM135 246V245H134ZM147 246V245H146ZM166 246V245H165ZM173 246V245H172ZM184 246V245H183ZM202 246H204V243L202 244ZM133 247V246H132ZM137 247V246H136ZM136 247H134V248H136ZM141 247H143V246H141ZM145 247V246H144ZM151 247V246H150ZM160 247H161V245H160ZM162 247H163V245H162ZM181 247V246H180ZM179 247V248H180ZM191 247V246H190ZM199 247V246H198ZM125 248H127V247H125ZM146 248V247H145ZM157 248V247H156ZM168 248V247H167ZM166 248V249H167ZM170 248V247H169ZM114 249V250H113ZM122 249V248H121ZM129 249H130V247H129ZM129 249H127V250H129ZM140 249V247H138V251L137 252H132V256L130 255V257H129V254L128 253H131V251H129V252H125V253H127V255H128V260L126 259V260H122V258L121 259H117L116 258V260H113L112 262H109V263H107V264H137V262H138V257H137V255L138 254H140V251L141 250H139ZM142 249V248H141ZM147 249H149V248H147ZM145 250V252L147 253L149 250ZM150 249H152V248H150ZM183 250H184V247L182 248ZM198 249V248H197ZM201 249H205L204 247L203 248H201ZM134 250V249H133ZM155 250H157V249H155ZM154 250V251H155ZM164 250H165V247H164ZM174 250H177V247H176V249H174ZM193 250H194V248H193ZM199 250V249H198ZM136 251V250H135ZM153 250H151V251H149V252H152ZM192 251V250H191ZM206 251H208L207 249L205 250V252ZM142 252V251H141ZM184 252H185V250H184ZM200 252V251H199ZM204 252V255L207 253H205ZM209 252V251H208ZM117 253V252H116ZM118 253H119V251H118ZM153 253V252H152ZM195 253H197V250H196V252ZM124 254V253H123ZM144 254V253H143ZM149 254V253H148ZM202 254V253H201ZM127 255H125V256H127ZM185 255H186V253H185ZM199 255H200V253H199ZM203 255V254H202ZM248 255V253L245 255V257L244 258H246V256ZM243 256V255H242ZM241 256V257H242ZM109 257V258H108ZM113 257V256H112ZM186 257V256H185ZM125 258V257H124ZM123 258V259H124ZM243 258V259H244ZM54 259V258H53ZM104 259V260H103ZM106 259V260H105ZM233 260H235V259H233ZM236 260H239V259H236ZM241 260V259H240ZM58 261V260H57ZM56 261V262H57ZM155 261V260H154ZM232 262V261H231ZM234 262H236V261H234ZM139 263V262H138ZM224 264H227V263H225V261H224ZM232 264H238V262L237 263H232Z\"/></svg>",
    "mask_w": 264,
    "mask_h": 264
}]
</instances>
